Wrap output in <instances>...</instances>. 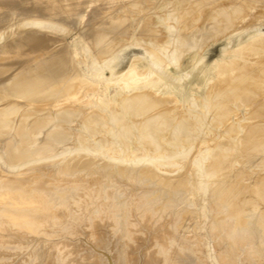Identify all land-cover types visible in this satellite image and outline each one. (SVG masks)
I'll use <instances>...</instances> for the list:
<instances>
[{
	"label": "bare ground",
	"instance_id": "6f19581e",
	"mask_svg": "<svg viewBox=\"0 0 264 264\" xmlns=\"http://www.w3.org/2000/svg\"><path fill=\"white\" fill-rule=\"evenodd\" d=\"M91 1H93V0H0V39H1V41H0L1 42L0 43V102L3 101V102L0 103V107H1L0 108V247L5 246L3 237H6V236H10V237L15 238V239H13L14 242H15L13 245L16 244V246L18 248L23 247V246L26 247V245L31 242L30 240H32L34 237L36 239V237L39 234L37 232L43 231V233L40 234V236H42L45 233L44 234L45 236H42V237H44V239H40V238L37 239V241H36L37 245H36V247L34 246L35 249L33 250V252H30L31 254L30 253H25V255L29 254L28 258H30V259L25 257V255L23 254V257L26 258V259H23L24 261L21 259L22 261L21 262L19 261L18 264H53L54 263L53 261H56V263H58V264H63L62 263V261L64 262L63 259L69 258V255L72 257L73 256L72 254L80 246H83V245H84L83 247L88 246V245H85V243L87 244V242H88V244H89L90 243L89 239L91 237H92L91 241H92V239L99 240V239H101L100 235L104 234V235L107 236V234H106L107 233V229L109 230L108 232L110 234V230L111 229L107 228V226L110 223L108 224V221L106 219V221H107V225H106V223L104 221V219H105L104 216L106 217L107 214L104 213V212H106V210H110L111 209L110 207H111V204H112V199L114 200V198H115V196L113 195V193L111 191L112 189H109L111 191V194H112V195L110 194L111 197H112L110 199L111 203H109V201H108V205L110 204V207L107 206V204L104 205V203H101L102 205L100 206L98 211H96V212H98L97 217L96 218L93 217L94 219L89 220L90 222L88 221L89 225L86 228L87 233L85 234V232L82 231L84 233V236H83V234H81V235L84 238L89 237L88 240L84 239L83 237H81L80 240H78L80 236L78 235L79 237L77 239L76 238L77 234H75V238L77 240H74V241H73L74 238L72 239L71 237H70V239H68L69 237L62 238V237L66 236V234H64V231L61 230V228L63 229L64 225H63V227L60 226L61 228L60 227L58 228L57 224H56L57 222L55 223V226L53 225L54 223L51 224V222H54V221H51V220L58 219V218H59L58 220H61V216L65 217L66 214L70 215L69 213H71V212L73 213L75 209L77 210V207H79L82 203L87 202L90 199L92 192L94 194V191L96 190V189H93V187H91V186L90 187L93 190H91V188H89V185H92L91 183H97V185L99 184V189L101 187H105V186H109L110 187L111 185H115V184L117 185V183L119 185L120 184H126L128 181H129L128 183H129L130 186H135V185L139 186L140 185L142 187V190H145V192L143 191L145 194H144V197H142L141 204H142V207L144 206L143 209H144V211H146V214H148V216H150L151 214L153 215V214H156L158 212L160 213V211H162L163 208L167 207V206H169L171 208H173V207L176 208L177 204L180 201L179 196L186 190V186H188V184L190 182H192L195 185L197 184L194 187L195 188L194 191L195 190H196V192L199 191L197 195H200V196H199V198H197L198 196L196 194H192L191 196H193L195 198L194 195H196V199H198V200L196 201V199H195V202H194V201L190 200V197L189 198L187 197L185 199L184 205L179 207V208H176L175 216H176L177 219L175 220L173 218L174 220L171 219L172 220V221L170 220L171 222L167 220L170 225L168 227H166V225L164 226V230L162 229L164 231L163 233L158 234V231H157L158 235L154 237L156 242L154 240H152L153 242H155V245L157 243V245L160 244V245H163V247H164L165 243L169 244L168 243V242H170L169 238L173 235V233H175V235H177L176 241L178 243V246L180 244L183 246L184 243L189 245V246H191L192 247L191 248L192 249V251H191L192 253L190 252V256H189L190 260L192 259V260L195 261V259H199V260H196V262L200 261L201 262L200 264H211L213 262V261L211 262V259L213 257L214 258H218V264H220V263L221 264H263V260H264V65H263L264 64V53L263 52L264 51H261V52L257 51V49H259V47H260L259 46L260 44H258V43L257 44H255V43L253 44L252 43V45H250L251 44L250 43L249 47L245 46V45H242V46L240 45V47L238 49H237V47H235L236 53L235 52H233V53L231 52L232 56H233V59L231 58L232 60L235 61L237 59V61H238V58H235V55H233L235 53L236 57L243 58L241 60L239 59L240 60L239 63L244 62V61L245 62L248 61V64H247V62H246L245 65L243 63L241 68L240 67L238 68V72H236L237 70L234 71V73H236L235 75H233L232 72H231L232 74L229 72L233 68V66L235 64L230 58H228V57H231V56H228V55H227L228 57L224 56L225 59H223V60H226V58H228V61L229 60H231V61L228 64L227 63L228 61L226 60L227 62L226 61H225L226 63L224 62L226 65L223 63L224 65L222 64L218 70H215L214 66H213V68H211V71H210V67H208V65H207V67L209 68L208 71L211 72L209 74H212V77L215 78L214 79L215 81H213L211 83V85L213 86L212 88H211V85H210V86H208V87H210V89L208 87H207L208 89H205L206 92L208 93V91H209V93H210L212 91L211 89H214L213 91L216 93V91L218 90L217 88H221V89H219L220 90L219 93L217 91L219 97L217 96V94L215 96H213V97H215V99H214L215 101H217L216 100V96L220 100L223 99V103H220L222 100L221 101L219 100L218 102H216L214 104L215 105L217 104L218 106H219V104H222L221 106L223 108L224 113L227 110H230V111L233 110L232 113L230 111H227V115H229V116L226 118V121H224L225 120L224 116H227V115L221 114V116L223 115V119L224 120L220 119L222 117H220L218 119V117L216 115H219V114H217V113H215L216 117L214 116L219 121H221V123H223L222 121H224L225 126L222 124V127L224 126L223 127L224 129L227 130V129L231 128L232 129V131H230L231 134H232V132H234V134L236 133L235 134V138L232 135H228L229 132L228 133L225 132V134L227 133L226 135L223 134L224 136H226V138L223 137L225 139H227V137H229V136L233 137V139H232V137L230 139H228L230 141V142L227 141V142L230 143L229 145H228L227 142H224L222 140V142L226 143V146L223 143H222V145L218 144V143H217L218 145L215 144L216 141L219 142L221 140V139H219L221 135L220 136L218 135L219 136L218 139H216L217 137H215L216 141L215 140L213 141L215 143L211 142L212 144H214L212 146V144L209 142V140H210L209 138L212 137V136L208 137V132L207 131L209 129L207 128V126H203V127H206L204 129H208V130H205L206 132L204 131L205 133H203L205 136L200 135L201 131L203 132L204 129L203 128H202L203 130L200 129L201 123H203V122H200L199 119H201L202 116L205 118L204 115L200 116V118H197V120H194V118H196V117H194L196 112H194V114H193L192 113L193 111H191V110H190L191 112L185 111L187 113L184 112V114H187V115H184V114H183V116L179 115V118L182 116V118H180L181 120L179 122L178 121V116H176V114H178L177 112L180 109H177L178 111L176 110L177 112L172 114L173 116L171 117L170 114H171V112L172 113L174 112L172 109H174L173 108V106H174L173 103L176 100V98H174L172 95H170V97H168V98H172L173 97V99H175V100L168 99L169 103L172 104L171 105L172 108H169L170 110L169 109L166 110V106L168 104L166 106H164V103H165L166 100H163L165 98L163 96H167L166 93L168 92L170 94V92L172 91L175 94H178L179 96L181 95L180 98L181 97H185V99L187 100V98H188V96H187L188 93L187 92H189V91H185L184 92L183 86L182 85H176L174 83V81H173L174 84H172L171 83L172 81H170L171 78H172V80H175L173 78H176V77H174V76H172V74H170V72H171L170 70H169L170 71L169 73L166 72V70L164 71L162 69L163 67L161 66V64H160V66L162 68H159V72H158L157 76L154 77V78L151 77V74H152L153 70H152V67L149 64L151 63V65L154 64V66H155V64H158L160 62L158 60V62L156 63L154 61L155 59L152 60L151 55H149V53H148L149 46L147 48L148 49L147 53H148V55H149V57L151 59L146 57L147 59H149V61L151 60L149 62V64L148 65L144 64V66L142 64V69L140 71H132L129 75L128 74L126 75V73H129L128 72L129 70H128L125 73V75L128 76V77L124 78L123 79L124 81L120 85H118L119 81L115 82L120 87V89L123 91V93L125 92V95H124L125 99L122 98L123 96H121V99H120V97H119L120 95H119L118 99H115L116 100L115 101L116 105H115V107L114 106L113 107L114 108L120 107V106L122 107L121 112L119 110L120 108L119 109L117 108L119 111L116 110V111H118L120 116H124V112H126L127 114L131 115V116L130 115L127 116V114H125L127 117H133V116L135 118L136 117H143L144 119H141V122L143 120V122L141 124L144 125V130L145 131H143V129H142L141 133L146 132L145 135H143L144 137L145 136L148 137L147 135H149L150 137L154 138L155 140L154 139L153 140L155 141V144L158 145L160 147V149L164 148V149H166V151L169 150V149L172 150L173 147H175L176 145H179V144L176 143V141H173V139H172L173 136L171 137V135H170V134H172V133H170L171 131L167 130L168 127L166 128V125L168 123L171 124L170 129L172 128L171 129L172 131L173 130H174V132L177 131L176 132V138L174 140L177 139V134L179 132V133H181L180 136L182 137L183 140L188 141V142L189 141L193 142L194 140L196 141V139H197L196 138L197 137L196 134H198L199 131H200V133L198 135L201 136L200 137L201 139L198 136V138H199L198 140L199 141L197 140V142L203 141V143H204L205 140L207 141V139H209L208 143L211 144L209 146H211L213 148L209 147L208 145L207 146L209 148H211L212 152L214 153L212 155V157L210 158V156H208L209 154H212V152H211V153H209L207 155L210 158L209 160L207 159V162H205L206 160L203 162V161H200L199 159L196 160L195 158H193V159L190 158L192 160V161L190 160L192 165H190L189 164L190 162H188V164L190 166L194 167V169H192V170L197 175H193L194 173L192 171H190L191 168L188 169L189 166H187L186 172L184 171L182 173L176 174V173H174V171L176 169H174L173 167L170 166V167H166L165 168V164H167V166H169L171 164L173 165V163H174L173 160H167V158L165 160H161V159H159L157 157L154 158L153 160H151L150 158H147L148 160L152 161V166L149 167V169H147V170L145 169L144 172L142 171V168H140L142 166H140V167L138 166L137 169L134 170V169H130L131 166L129 164L128 165L130 167H128V165H126L127 168H129V169H124V170H119V171H116V170L115 171H111V169H110V172H108L109 168L108 169L106 168L107 171H105V167H104V171H103V168L101 169L99 167L98 162H97L98 166L93 165L94 164V162H93L92 165L95 166L94 170H95L96 167H98V168H97V171L96 170L92 171V169L89 167V165H91L92 162L91 161H90L91 163L87 162L88 156H86L87 158L84 157V159H82V160L83 161L85 160V162L88 165L85 163L86 166L85 165L84 166L90 168L91 172L89 171V169L87 170L86 168H84V169H86L85 171L86 172L89 171L90 173L82 172L83 166H82V164H80V161L77 160V159L81 160V156H79L80 158H77V159L74 158L73 160L76 159L77 161H79V163H77L78 165L77 164L76 165L79 166V164H80L82 168H80V166H79V170L80 169L81 170L78 171V169H75V171L77 170L78 172L76 171V174H74L72 172H75V171H74V169H71L72 168L71 165H70L71 168L69 166H67V167L65 166L64 167V166L59 165L61 163L60 160L62 159V157H60L58 155H55V154H53V155L50 154V156L44 155V153H46L48 151L55 150L59 143L64 142L68 138V133L66 131L67 130L66 127L68 128V126L70 124H73V123L76 124L77 122H79L80 117L82 115H80L78 113L79 111H77V112L73 111V110L76 109V106H73V107H75V109H73V110H70V108L66 109V107H72V106H66L65 109H62L61 111L60 110L59 111L58 110L45 111V110H43V108H41L42 105H43L42 103H45V102H48V101H51V100H54V99H56L55 100L56 102L58 100V101H61L62 103H64V102L65 103H68V102L80 103V101H81L80 99L83 98L85 100V99H87V97H90L88 95L94 94V95H96L98 97H94L92 95V99L90 100L89 103H90V105L91 104L92 105L97 104V106L94 105V106L98 107L97 110L100 109L99 108L100 105L102 107L101 108L102 110H104V109L107 110V108H109V106L114 105V103L112 102V100H110V98L106 99L107 97L105 98L101 94L98 95V89H99L100 92H101L100 89H102V87L98 88V86H99L98 84L101 83V80L104 81V78H105L104 77L105 75L103 76L104 78L102 77V79H99V76H102L103 70L105 69V67L108 68V70L111 72V74L110 75L108 74V76H111L112 73H113L114 67L117 65L118 61L122 58V54H123L122 48L118 47L121 43L119 45L116 43L118 38L115 37L116 38L115 39L113 36H111L112 38H114V40L110 41L109 40L110 36H108V35H110L112 33H116V32H117L118 35L121 34V33L123 34L124 32H120V31L123 29V26H125V25H127L129 27V29H130L129 23H127V22H129V20H127V19H130V18H128V13L127 14L125 13L126 14L125 18L120 20L121 17L119 19L118 18L119 16L118 17L116 16L117 13L114 12L115 16H114V13H113V16L110 15V16H112L111 18H113L114 20L112 19V21H107L106 22V20L109 19V14H107V16L101 14V12H103V14L106 13V12L103 11L104 7L102 8V6H101L103 4H101V3L99 4L98 3V1L100 2V0H98V1L94 0L93 2H91ZM106 1L107 0H105L104 2H106ZM120 1L121 0H118L115 3L120 2ZM125 1H128V0H125ZM150 1H152V0H147L148 3ZM176 1H179V0H176ZM184 1H182V3H184ZM94 2H97L98 4L94 3ZM104 2H102V3H104ZM130 2H131V0H130ZM132 2L135 5L134 7H138L143 12L146 11L145 9H144L145 10L144 11L143 7H142L143 6L142 4L146 3L145 0L144 1L143 0H132ZM196 2H197V0H196ZM199 2H197V3H199ZM201 2H202V0H201ZM242 2L244 3V5L248 6V9H250V8L257 9V7H259V5H263V1L262 0H243ZM109 3H110V1H109ZM161 3H162V1H161ZM171 3H173V1ZM197 3H195V4H197ZM96 4L98 6L100 5L99 7L102 8V9L101 8L99 9V7H98L99 12L97 10ZM117 4H119V3H117ZM155 4H158V3H155ZM178 4H179V2H178ZM189 4H191V3L188 2V6H189ZM111 5H112V3H111ZM113 5L115 7V4H113ZM123 5H125V4H123ZM123 5L122 6L119 5V6L123 7ZM127 5L130 6V4H126L124 7H126ZM175 5L178 6L177 4H175ZM241 5H239L238 8L237 7H235V8L232 7L233 11H231L230 8L229 9L227 8L228 10H226V11H229L230 13L227 12V13H229V15H227L226 19L230 20V22H231V18L232 17L234 18V21H235V19L240 17L243 14L242 12H244V9L242 8ZM244 5H243V7H244ZM119 6L116 5V7L120 8ZM129 6H127V7L129 8ZM134 7L132 6V8H134ZM84 8L86 9L85 12H84ZM138 8H137V10H138ZM148 8L149 7H147V9ZM182 8H183V5H182ZM198 8H200V7H198ZM202 8H204V7L200 8L201 10H203L201 12H203L204 14L202 15L201 12H200L199 15L200 14L201 15L198 16V18H200L201 16L204 17V18H201L202 19V23H204L206 21L205 20L206 18H211L212 19V17H214L215 14H216L215 19H217V17H218L217 15L220 14V17L222 15L221 12L217 13L215 10L211 11V9L209 10V12H213V13L216 12L214 15L211 16L208 11H207L208 14L207 13L205 14V12H206V10L208 8L205 11ZM245 8H246V6H245ZM263 8H264V5H263ZM105 9H107V8H105ZM123 9L124 8H122V10ZM187 9L188 8H186L185 10L187 11ZM100 10H102V11L100 12ZM107 10H109V9H107ZM107 10H105V11H107ZM119 10H121V9H119ZM178 10H180V9L178 8ZM191 10H194L193 7H192V9H190V11ZM127 11L125 10L124 12H127ZM152 11H154V9ZM180 11H182V10H180ZM186 11H184V13ZM218 11H219V9H218ZM223 11L226 12L224 9H223ZM108 12L111 13L113 11L109 10V11H107V13ZM118 12L121 13L120 11H118ZM143 12H141V13H143ZM224 12H222L223 15H225ZM250 12H252V11H250ZM253 12H254V9H253ZM137 13H138V11H137ZM189 13L191 14V12H189ZM189 13H187V14H189ZM138 14H140V13H138ZM145 14H146V16H149V15H147V13H145ZM187 14H185V15H187ZM249 14L250 13H247V16ZM181 15H184V14L182 13ZM208 15H209V17H208ZM250 15L248 17L249 19H246V21L247 20L251 21L252 19L255 18L253 16L255 14L252 15L253 18H251ZM121 16H123V15H121ZM177 16H179V14ZM192 16H194V15H192ZM196 16H194V17H196ZM234 16H237V17L235 18ZM245 16H246V13H245ZM132 17H133V15H132ZM137 17H139V16H137ZM243 17H244V15H243ZM142 18L144 20V17H142ZM142 18H141V21H142ZM233 18H232V21H233ZM138 19H140V18H138ZM178 19H180V18H178ZM226 19L224 18V20L222 21V19L219 18L218 20H216V22L218 23V21L221 20L222 23L219 22L218 24L221 23V25L225 27V26H228V24L230 23V22L229 23L225 22L226 23L225 24L224 21ZM242 19H244V18H242ZM242 19L240 21L243 22ZM203 20H205V21H203ZM209 20L206 22V24H204L205 27L203 29H202L203 26H201V28L199 26L200 32L202 31V33H204V31L206 30L205 28H208L207 26H208V24H210L209 22H211V20L210 21ZM133 21L135 22V20H133ZM137 21L138 22H136V23L140 24L139 20H137ZM152 21L153 20H151V22ZM185 21H187V20H185ZM185 21H184V23H186ZM234 21H233V23H234ZM246 21L243 23V25L246 23ZM257 21H259V20H257ZM263 21H264V19L262 20V22ZM109 22H111V23H109ZM143 22H145V21H143ZM179 22H180V20H179ZM182 22H181V25L184 24ZM136 23H133L134 26L136 25ZM145 23H147V20H146ZM212 23L214 24L213 21H212ZM154 24L155 23H153V25H151V27L154 26ZM188 24H189V22H188ZM223 24H225V25H223ZM250 24H252V22ZM130 25H131V23H130ZM145 25H144V28H145ZM190 25L191 24L187 25V23H186V27L187 26L189 27ZM193 25H194V23H193ZM229 25H231V23ZM235 25L236 24H234L233 26H235ZM243 25H241L239 28L243 27ZM156 26H158V25H156ZM184 26L185 25H183V27ZM211 26L215 27V25H212V24H211ZM222 26L216 25L215 28L213 27L214 32H216L217 30H215V29L216 28L219 29V27H220V29H222V28L224 29V27H222ZM245 26H246V24H245ZM138 27H136V28L139 29ZM186 27L184 29H186ZM235 27H234V29H235ZM132 28H131V30H132ZM169 28H171V27H169ZM181 28H182V26H181ZM129 29H127V30H129ZM135 29H133V30H135ZM141 29H142V26H141L140 30ZM208 29L211 30L212 27L208 28ZM208 29H207V33L211 32ZM220 29L218 31H220ZM241 29H243V28H241ZM159 30H160V28H159ZM159 30L157 29V32ZM172 30L174 31V29H172ZM186 30H183V31L187 33L188 30L187 31ZM235 30H239V29H235ZM135 31H133V32H135ZM141 31H143V30H141ZM141 31L139 33L137 32L136 35L140 34V33L142 35ZM162 31H164V30H162ZM191 31H193V30H191ZM196 32H198V31H196ZM227 32H228V30H227ZM232 32H234V31H232ZM161 33L162 32L160 31L159 34H161ZM172 33L175 34L174 32H172ZM172 33H170L171 36H172ZM182 33L183 32L181 31V34ZM202 33H201V35H203ZM211 33L213 34V31ZM211 33H209V34H211ZM217 33H219V32H217ZM62 34L64 36L66 34H74L75 37H74L73 41L65 42V38L62 39L64 37ZM126 34H128V32H126ZM129 34H130V32H129ZM188 34H191V33H188ZM195 34H198V38H197L198 40L197 39H195V40L200 42V44H199L201 46L200 49H202V50H203V48L205 49L207 44L210 46V43H207V40L206 41H200V40H203L201 38H204L205 36L204 37L201 36V38H200L199 37L200 36L199 33H195ZM221 34H223V33H221ZM59 35H60V37H59ZM154 35L157 36L158 34H154ZM164 35H165V33H164ZM211 35L209 36L207 34V36L205 37L206 39H210L209 40L210 42L212 40L211 39L212 37L214 38V40H215V38L220 37V36L216 37L214 34L211 37ZM119 36L121 38V35H119ZM123 36H122V38H123ZM137 36H136V38H137ZM158 36H159V38H158ZM158 36L156 37V40H157V38L159 40H161L162 38H160V35H158ZM194 36L192 37L193 40H194V38L197 37V36L196 37H194ZM108 37H109V39H108ZM126 37H127V35H126ZM138 37H140V36H138ZM183 37H181V38H183ZM185 37H187V39H189V40L191 38V36H185ZM185 37L183 38V40L185 39ZM207 37H209V38H207ZM241 37H243V36H241ZM143 38H144V36H143ZM153 38H155V37L153 36ZM163 38H165V37H163ZM123 39H124L125 43L128 42V40L126 42L125 38H123ZM130 39H131V37H130ZM130 39H129V42H130ZM187 39H185V41ZM133 40H134V37H133ZM121 41H123V40H121ZM137 41L139 42L138 39L136 40V42ZM152 41H153V39H152ZM181 41H180L181 44L179 43L178 47L181 46L182 43L184 42V41H182V42ZM196 41H193L194 45H195ZM136 42H133V43H136ZM145 42H147V41H145ZM201 42H202V45H201ZM204 42H206V43H204ZM236 42H238V41H236ZM131 43H132V40H131ZM131 43H129V46L126 44V46H128L127 47V52L130 51V50L128 51L129 47H134V44H132V46H131ZM143 43H144V41H143ZM188 43L184 44L183 45L184 47H180V48H185L186 45H192L191 44L192 42L190 44H188ZM213 43L214 42H212V44ZM114 44H116V47H118V49H121L120 51H122V53L120 51L116 50L121 55L108 56V53L113 54L109 50L111 49V51H112V47H113ZM146 44H148V43H146ZM160 44H162V43H160ZM205 44H206V46H205ZM123 45H125V44H123ZM164 45H166V44H164ZM238 45H239V42H238ZM261 45H262V42H261ZM54 46H56L57 48H55ZM157 46H159V45H157ZM157 46H155V49H156ZM195 46L197 47L198 45L196 44ZM227 46H229V45H227ZM250 46L253 47V48H250ZM150 47H152V45H150ZM191 47H193V46H191ZM196 47H195V49H196ZM153 48H154V46H153ZM211 48H213V47H211ZM248 48H250V49H248ZM147 49L145 48V50H147ZM159 49H161V46H160ZM159 49H158V51H159ZM186 49H187V47H186ZM188 49H190V48H188ZM114 50H113V52H115ZM124 50H126V49H124ZM180 50L183 51L182 49H180ZM180 50H178V51L176 50L177 54L180 53L179 52ZM151 51H149V52H151ZM189 51H186V52H189ZM78 52H84V53H87L88 55L86 54V57L83 55L84 56L83 57V56L80 55L81 53H79V55H78ZM127 52L124 51V53H127ZM153 52H151V54H152V56L153 55L155 56V53L153 54ZM160 52H162V51L160 50ZM206 52H209V51L206 50ZM175 53L176 52H174L175 58L176 57L178 58L179 54L177 56V54H175ZM183 53H185V51H183L181 54H183ZM129 54H130V52H129ZM144 54L146 56V53H144ZM181 54H180V56L183 57V58H186L185 56L188 57V56L191 55V54H189V55L183 54V55H185V56H183ZM198 54H200V53L199 52L196 53L197 56H198ZM237 54H238V56H237ZM139 55H140V53L138 54V56ZM142 56H144V55H142ZM193 56H192L193 62L196 63L195 61H197V60H195V57L193 58ZM202 56H205V55H202ZM202 56H199V58L198 57L197 58L199 60H202V59H200ZM107 57H109V58H107ZM155 57H158V56L156 55ZM159 57H160V55H159ZM224 57H222V58H224ZM31 58H33L32 60H34V59H36V60H34L32 62V60L31 61L29 60ZM27 59H28L29 62H32V64L23 67L22 63H24L26 61L24 63V64H26L28 62ZM163 59L164 58H162V60ZM104 60L106 62L101 64L100 62H102ZM146 60H144L145 63H147ZM170 60H171V57H170ZM121 61H123V60L121 59ZM133 61H137V60L135 59ZM187 61H189V60H187ZM237 61H235V62H237ZM29 62H28V64H30ZM139 62H140V59H139ZM180 62H184L182 60V58H181ZM190 63H192V61L189 62V64ZM216 63H218V62H216ZM239 63H238V65H239ZM85 64H88L90 66V69H89L90 71L94 70L92 72L95 75H92V73L89 72V70L86 71V68L83 66ZM121 64H123V62ZM166 64L168 65V63H166ZM181 64H183V63H181ZM232 64H233V66H232ZM190 65H188V66H190ZM197 65H198V62H197ZM200 65H202V64H200ZM200 65H199V69H200ZM212 65L210 64L211 67H212ZM236 66L237 65H235L234 67H236ZM133 67H134V64H133ZM191 67L192 66H190L189 69L192 70ZM102 68H104V69H102ZM201 68L203 69V67H201ZM166 69H168V68H166ZM205 70H207V68ZM104 71H106V70H104ZM187 71L189 72V70H187ZM252 71L254 73H251ZM100 72H102V74ZM195 72H197V71H195ZM89 73H91V74H89ZM228 73H229V75H227ZM198 74L196 75L197 77H198ZM205 74H207V73H205ZM231 75H233V77H231ZM89 76H90L91 79H93L92 77H94V78L98 77V80H96V82H95V80L92 81L91 79H89ZM176 76H177V74H176ZM206 77H204L205 78V83H206ZM248 78H250V79L252 78V80H250ZM113 79H115V78H113ZM176 79H177V81L180 80L178 78H176ZM200 79L203 80L201 77H200ZM99 80H100V82H99ZM198 80L199 79H197V81ZM112 83H114V82H112ZM203 83H201V84H203ZM108 84H109V82H108ZM102 85H103V87L104 86L107 87L106 84H102ZM110 85H112V84H110ZM109 87L110 86H108V88ZM103 89L105 90V88H103ZM84 92H87V93H84ZM90 92H93V93L89 94ZM106 92L109 93V89ZM161 92H163V94H164V92H166V93L163 95ZM214 92H211V94L213 93V95H214L215 94ZM160 93H161V95L163 97L162 99H161V95L159 96ZM174 93H172V94L174 95ZM80 94H84L87 97L83 96V95H81V96H83V97H81ZM117 94H116V96H117ZM108 96H110V95H108ZM113 96H115V95H113ZM116 96H115V98H116ZM208 96H210V94L207 95V97ZM84 97H86V98H84ZM93 97L95 98V100L93 99ZM194 97H196V96H194ZM207 97H206L205 93H200L198 95V98L196 97L197 99L192 100V102H196L198 100L197 101V104H198V102L200 103L201 101H204V105H205V100L207 99ZM210 97H212V95ZM16 98H18V99H16ZM20 98L23 99V100H19ZM11 99H14V100H11ZM59 99H61V100H59ZM119 99L121 101L123 99L124 101H122V103L120 101V105L118 104L119 106H117V103H119ZM160 99L162 101H164V103H162V101H160ZM185 99H184V102H186ZM15 100L22 101L23 103L24 102L28 103V106L26 105L27 109H25L26 107H24L25 105H23V108L26 110V112L23 110V108H22V111H24V112L22 113V111H20V109H21L20 106H21V104H23L22 102H21V104H20V102H18V104L15 103L16 105H19V108H20L19 110H16V109H14V110L13 109L12 110L11 109L10 110L9 109H3L2 110V106L7 101L9 103H12V101L15 102ZM109 100L111 101V103L109 102ZM85 101H87V100H85ZM172 101H173V103H172ZM176 101H175V103H176ZM182 101H179V103L181 102L180 106H177L176 108H184V107H182ZM35 102H38L37 105H36ZM82 102L83 101H81V103ZM9 103H7V104H9ZM83 103L85 104L87 102H83ZM89 103H87V105ZM160 103H162V104H160ZM206 103H207V101H206ZM208 103H209V100H208ZM210 103H212V101H210ZM7 104H6V106H7ZM15 104L13 103L14 106H15ZM110 104H112V105H110ZM186 104L187 103H185V105ZM32 105H36V106H32ZM175 105H177V104H175ZM210 105L211 104H209V106ZM212 105H213V103H212ZM217 105L216 106H212V109L214 107H216V111L213 110V112H218L217 110L221 107L220 106L217 109V107H218ZM227 105L230 107L229 109H228ZM94 106H91V107H94ZM158 106L159 107L162 106L165 109L161 108V110H159L160 108ZM224 106H226V108H224ZM231 106H232V109H231ZM8 107H13V106L9 105ZM51 107H50V109H51ZM61 107H62V105H61ZM157 107H158V110H159L158 114H156L157 113L156 109H154V108H157ZM168 107H170V106H168ZM15 108H17V107H15ZM88 108H90V107L88 106ZM191 108H193V107H191ZM208 108H209L208 112H212V110H210L211 106L208 107ZM222 108L219 109V110L222 111ZM37 109L39 111L43 110L45 112L42 111L40 113L41 115L39 114L40 115L39 116L37 114ZM101 109L98 110V111H100V113L96 112L95 114L101 115V113H102ZM224 109L225 110L227 109V110L225 111ZM15 110L19 111V112H16ZM95 110L96 109L94 108V111ZM108 110H110V109H108ZM186 110H187V108H186ZM204 110H206V109H204ZM110 111H112V110H110ZM153 111H155V112H153ZM103 112L105 113V110ZM151 112H153V114H150ZM179 112L182 113L183 111L182 112L179 111ZM190 113H192V114H190ZM221 113H223V112H221ZM42 114H44V115H42ZM86 114H87V112H86ZM103 114L100 117H103ZM108 114L109 113H107V117H108ZM112 114H114V113H112ZM202 114H204V113H202ZM34 115H36V117ZM92 115L89 116L90 118L87 117V120L81 119L84 122V123L82 122L83 126H84L83 127L84 129H85V125L84 124L87 123L88 126H91V123L94 122L95 119H99L100 120V122L97 121V123L99 125L102 122L106 121L107 119L111 120L113 118V117L112 118H110V117L107 118L106 115H104L107 119L105 118V120L101 121V118L99 117V115L98 116H95V115L92 116ZM197 115H200V114H197ZM211 115H214V113L210 114V116ZM239 115L241 117H244L245 120L247 121L245 123L241 122V125H244L243 126L244 128L241 125L238 126V124H240V121H245V120H241V119H244V118L239 117ZM173 117L175 119L177 118V121L174 120ZM187 117H188V119H187ZM192 117H194V118L190 119ZM206 117L207 118L205 120H208V118L209 119L214 118V117L210 118L209 116H206ZM169 118L173 119L174 121L173 120L171 121ZM119 119H120V117H119ZM126 120L127 119H125V121ZM212 120H213L212 122H211V120H210V122L208 120L209 124H207V121H204V122L207 125H209V127H210V123H215L217 121L215 119H212ZM214 120H215V122H214ZM85 121H86V123H85ZM120 121H122V120H120ZM135 121L137 123V120H135ZM175 121L178 122V123L175 124L174 123ZM217 122H216V125H218ZM105 123L107 124V122H105ZM205 123H203V125H206ZM164 124H166V125H164ZM93 125H94V123L92 124V126ZM117 125H119V124H117ZM136 125H138V124H136ZM136 125H134V126H136ZM161 125H163L165 127V130H167V132L163 131L164 129L160 130L159 127ZM172 125H174V128H173ZM213 125L211 124L210 128H212ZM92 126H91V128H92ZM111 126H113V125H111ZM128 126H129V124H128ZM237 126H238V128L240 126L243 128L242 131H241V128H240V133L241 134H239V135H238L239 130L237 129ZM123 127H120L121 128V130H120L121 133H124L123 136L127 135L126 133L131 134V131L129 132V130H128L129 127L125 128L127 130H125ZM214 127H215V125H214ZM214 127L212 129H214ZM222 127H221V129H223ZM234 127H236L235 130H237L238 132L237 131L235 132V130H233ZM91 128H90V130L92 131V129H94V126H93L92 129ZM98 129H99V127H98ZM133 129L130 127V130H133ZM71 130H74V129H71ZM110 130H109V132L115 133V132H113V131H115L113 128H111ZM214 130H212V131H214ZM210 131H211V129H210ZM210 131H209V133H210ZM73 132H75V131H73ZM93 133H95V132H93ZM134 133L132 134L133 136H135ZM213 133L214 132H212V134L210 133V135H215ZM219 134H221V133H219ZM173 135H174V133H173ZM69 136H71V135H69ZM118 136H120V135H118ZM133 136L131 137L132 139H133ZM216 136H217V134H216ZM146 137H145V139L147 140V142H145L146 140H143V142L149 143L150 141L148 142V139ZM70 138H69V140H71ZM134 139H136V137ZM127 140H128V138H127ZM183 140L181 142L184 143L185 141H183ZM212 140H213V137L211 138L210 141H212ZM34 141H35V143H34ZM105 141H107V140H105ZM195 141H194V143H190V144H196L197 142H195ZM178 142H179V139H178ZM181 142H180V145H181ZM188 142H186L184 145H182V147L183 146L185 147L186 144H188L187 147H189L190 145H189ZM74 143H75V141H74ZM150 143L153 144L154 142H150ZM220 143H221V141H220ZM127 144H128V142H127ZM200 144H201V142H200ZM136 145H138V144H136ZM61 146H63V145H61ZM64 146H65V144H64ZM85 146H86V144H85ZM140 146L143 147L142 145H140ZM140 146H137L136 148L139 149ZM152 146L154 147V145H152ZM152 146H151V148H152ZM204 146H201V147L203 148ZM112 148H113V145H112ZM156 148L158 149V147H156ZM177 148H178V146H177ZM202 148H201V150H202ZM129 149H131V148H129ZM160 149H158V150H160ZM164 149H162V150H164ZM211 149H210V151H211ZM76 150H79V149H76ZM132 150H133V148H132ZM74 151H75V149H74ZM79 151L81 152V150H79ZM153 151H154V149H153ZM174 151L175 150L173 148V152ZM82 152H83V148H82ZM148 152H150V151L148 150ZM173 152L169 153V155L170 154L172 155L174 153L175 154L178 153L177 151H175L174 153ZM208 152H209V150H208ZM56 153H58V152H56ZM84 153H86V152H84ZM90 154H92V153H90ZM67 155H64L63 157L65 158ZM204 155H206V153L205 154L203 152L200 153V157L204 156ZM57 156H58V158L55 159L54 157H57ZM58 159H60V160H58ZM141 159L134 160L135 162H133L131 164H134V165L136 163L140 164ZM147 159H145V160H147ZM89 160H92V159L89 158ZM51 161H53V162H51ZM77 161H74V163L77 162ZM83 161H81V162L84 164ZM142 161H144V159H142ZM62 162H63V160H62ZM71 162H72V160H71ZM28 163H30V164H28ZM120 163H123V161L120 162ZM238 164L242 165V166H239ZM76 165H75V167H77ZM114 165H116V163ZM117 165H119L118 161H117ZM134 165H132V168H133ZM250 165L252 167H248V168L244 167V166H250ZM253 165L254 166L256 165L257 167H253ZM184 166H185V164H184ZM259 166H261V169H257ZM109 167H110V165H109ZM147 167H148V163H147ZM182 167H183V165H182ZM111 168H113V170H114V167H111ZM254 168H256V169H254ZM137 170H140L143 173H140ZM204 171H205V173H204ZM190 172H192L193 174L192 173L189 174ZM200 173L203 174L204 179H206L205 178L206 175L204 176V174H206V173H207V176H210V177L209 178L207 177L208 179H206V181L205 180L203 181V179L199 180L200 179L199 177H194V176H200L201 177L202 174L199 175ZM208 174H210V175H208ZM195 178H199V179L197 181H195L196 180ZM192 179H195V180L192 181ZM61 180H67L66 184L62 185L61 183L65 182V181H62L60 183ZM130 182H132L133 184L132 183L130 184ZM81 183H83V184H81ZM200 183L201 184L203 183V185H200ZM93 185H95V184H93ZM127 185L128 184H126V186ZM190 188H191V186H190ZM125 189L126 188H123V190H125ZM129 189L130 188L127 187L126 192ZM197 189H198V191H197ZM138 191H139V189H138ZM191 191L192 190H190L188 192H191ZM100 192L98 190L97 196H98V194ZM120 192H121V189H120ZM130 193H133V195H134V193L136 194L137 191L136 192H130ZM138 194H139V192L135 195V198L137 196V199H138V196H141L140 195L141 193L139 195ZM185 194L183 196H185ZM108 195H109V192H108ZM94 196L95 195H93V197ZM127 197L128 196H126V198ZM129 197L132 198V199H130V198H128V199L133 201L134 197L130 196V194H129ZM97 198H96V200H97ZM109 198H110V196H109ZM135 198H134L135 203H137V201H140V199H141V197H140V199L136 201ZM123 199H122V201H123ZM128 199H127V201H124V203L123 202L120 203V206H119L120 209H115L116 203H114V207H113V209H115V211L119 210V212L116 213V214H119V216L116 219L117 223L115 221H113V219H112V221H113V223L115 222L116 225H118V226H115V227L116 228L117 227L121 228L122 231H124V230L126 231V230H129V229H132V228H129V229L127 228L129 225H131L130 224L131 222L128 223L127 219L130 220L131 217H133V214L136 211V208L134 210V207L132 206L131 201H128ZM93 203L94 204H98V203H95V199H93ZM133 204H134V201H133ZM181 204H183V203H181ZM105 206H107V207L105 208ZM81 207H82V205H81ZM90 207H91V205H90ZM208 209H209L210 213L212 211L211 220L209 218V220L211 221V223H210L211 226L206 225V223H205V222L208 221V217H210V215H209L206 218V212H207ZM79 210H81V208H79ZM82 210L85 211L87 209L83 208ZM89 210H88V212L87 211H85V212H87V214H91V213H89ZM92 210H93V208H92ZM140 210H142V208ZM137 211H139V210H137ZM144 211H142V213H144ZM166 211H167V209L165 210V213H167ZM77 212L79 214H82L81 211L80 212L77 211ZM168 212H170V210ZM173 212H174V210H173ZM107 213H108V211H107ZM112 214H114V211H113ZM146 214L144 215V219L146 218ZM171 215L174 216L172 214V212H171ZM207 215H208V213H207ZM67 216H66V218H67ZM85 216H86V214H85ZM85 216L84 215L82 216L81 221L84 220V219L88 220L87 217H85ZM135 216H136V214H135ZM135 216H134V218H135ZM162 216H163V214H162ZM51 217H52V219H51ZM138 217H141V216H138ZM109 218H108V220H110V222H111V219H109ZM115 218H114V220H115ZM156 218H158V217L156 216L155 219ZM89 219H90V217H89ZM163 219H164V217L162 218V221H165ZM168 219H170V218L168 217ZM132 220H133V218H132ZM136 220H137V217H136ZM141 220H142V218H141ZM55 221H57V220H55ZM76 221L77 222H81V221H78V220H76ZM58 222H60V221H58ZM82 222H85V221H82ZM82 222H81V224H82ZM137 222L140 223L141 221L137 220ZM165 222H163V223H165ZM168 222H167V224H168ZM65 223H66V221H65ZM67 223L66 224L70 226L68 220H67ZM86 223H87V221L84 223V226L86 225ZM126 223H128L129 225H127ZM132 223L135 224L136 227H138L137 223H134L133 221H132ZM158 223L161 224L160 225V228H161L163 223H160V222H158ZM50 224L52 225V228L54 226V229H55V227L60 229V231L65 236H61L62 239H58V236H60V235L56 236V233H55V235L52 234V230L50 228V226H51ZM75 224H76V222H75ZM207 224H209V223H207ZM59 225L60 224L58 223V226ZM72 225L74 226V223ZM135 225H134V227H135ZM81 226H83V225H80L79 227H81ZM109 226H111V225H109ZM156 226H157V224H156ZM207 226H208V228L212 227V229H214L212 236H210V235L208 236L207 233H205L207 230H205V232H204V229ZM157 227H159V225ZM70 228H72V229L69 230L70 233L76 229V227L74 228L72 226H70ZM142 228H143V226H142ZM153 228H155V227H152V229ZM208 228H206V229H208ZM78 229H80V228H78ZM81 229H82V227H81ZM81 229L79 230L80 232H81ZM112 229H113V231H112L113 233L112 234L113 235L116 234V233H114V231H115L114 230L115 229L114 226H113ZM121 229H119V231ZM119 231H118V233H119ZM122 231H120V232H122ZM133 231H136V230H133ZM144 231H145V229H144ZM160 231H161V229H160ZM53 232H54V230H53ZM69 232H67V233H69ZM104 232H106V233H104ZM47 233H50V234H47ZM65 233H66V231H65ZM141 233H142V230H141ZM149 233L151 235V231ZM127 234H129V232H127ZM127 234L125 235L126 237L129 236ZM134 234H132V235H134ZM72 235H74V233ZM119 235H121V234H119ZM142 235H141V237L144 236V235L143 236ZM155 235H156V233H155ZM106 236L104 238L103 235H102L103 239H101V242L105 239V242L103 241L105 245L103 244V246H107L106 243H108V242H106V238H107ZM115 236L116 235H114V239L117 238ZM131 237H133V236H131ZM131 237H130L131 243H132V241L134 243H136V241H138V239H139V237L137 235L134 236V239L131 238ZM210 237H211V239H210ZM212 237L214 238L213 240H214L215 243H217L215 239H218V245H219V247L221 246V248H219L220 251H218L217 254L214 253L215 250L213 252V248L211 247L213 245L210 242V240L212 241ZM150 238H151V236H150ZM7 239H9V238H7ZM56 239H58V240H56ZM117 239H119V238H117ZM148 239H149V237H148ZM13 240H12V242H13ZM121 240L122 241H120V242L123 243V240H125V238L124 239L122 238ZM128 240H129V238H128ZM134 240H136V241H134ZM150 240H149V242H151ZM32 241H35V240L33 239ZM99 241H98V243H100ZM92 242H94V241H92ZM109 242H110V238H109ZM128 242H130V240ZM128 242L125 245H128ZM231 242H232V244H231ZM95 243L97 244V241H95ZM112 243H116V242H114L112 240ZM5 244H7V243H5ZM31 244H33V243L31 242ZM90 244H92V243H90ZM149 244H152V243H149ZM13 245H12V247H13ZM92 245L95 246L94 244H92ZM99 246L100 245H98V247ZM101 246H102V244H101ZM167 246L168 245H166V249H167ZM208 246H210V248L207 249ZM90 247L91 246H88L89 250H90ZM120 247H121V245H120ZM146 247H148V245ZM9 248H11V247H9ZM111 248H112V245H111ZM139 248H138V250H140ZM157 248H159V247H157ZM2 249H4V248H2ZM49 249H51V250H49ZM99 249H101V247ZM103 249H105V248H103ZM128 249L131 250L130 248H128ZM217 249L218 248H216V250ZM20 250H21V248H20ZM48 250L50 252H48ZM92 250H93V248L91 247V251ZM97 250H98V248H97ZM112 250L113 249H111V251ZM123 250H125V247H124ZM143 250H142V252H143ZM170 250H171V253H172V249H170ZM23 251H24V249H23ZM82 251H83V249H82ZM84 251H87V249L84 250ZM91 251H88L89 254L86 255L87 257L89 256V258H91L93 256L91 254ZM137 251H134V255L133 256H135V253L137 254ZM145 251H146V248H145ZM3 252L4 251H2V253ZM9 252H10V250H9ZM14 252H18V251H14ZM40 252L43 253L42 254L43 256L44 255L46 256V254L47 255L50 254V255H48L47 258L45 257L46 259L44 258V260H39V262H36L37 261L36 258L41 257L43 259L42 256H39ZM45 252H46V254H45ZM58 252L60 253V255H58L59 254ZM88 252H83V253L87 254ZM2 253L0 252V254H2ZM5 253L6 252H4V254ZM21 253L22 252H20V255H21ZM98 253H99V251H98ZM101 253H103V252H101ZM109 253H111V252H109ZM124 253L125 254L121 255V252H120L119 254L121 256L118 255L120 257L123 256L122 258L124 260V261H122L121 258H119L120 259V261L118 259V261L120 262L119 264H121L122 262H123V264H125L126 262L130 264V262H129L130 259H129V257H127L128 255L126 254V252H124ZM155 253L157 254V252H155ZM179 253H180V250H179ZM179 253L177 252V255ZM64 254H66V256ZM95 254H97V253H95ZM144 254H142V256ZM152 254H149L148 259L146 261L143 260L144 261L143 263H142V260L140 258H138V257H141V256H138V254H137L138 257L137 256L136 257L138 259H140L142 264H156V263L159 264L158 260L156 261V263H152V262H155ZM54 255H55V257L53 258ZM61 255L62 256L64 255L65 258H64V256L62 257ZM112 255L114 256V254H112ZM191 255L194 256V259H193V257H191ZM2 256L3 255H1V257ZM16 256H17V253H15L14 257L16 258ZM49 256H51V258H48ZM98 256H99V258H97V257L96 258L99 259V260L103 259L102 257H105V256H101L99 254H98ZM100 256H101V258H100ZM113 256H111V257H112V259L115 262V256H114V258H113ZM118 256L116 254V257H118ZM158 256H161V254L158 255ZM173 256H174V253H173ZM7 257H10V256H7ZM80 257L81 258L82 257L85 258V255L82 254V256H80ZM80 257H77V258H80ZM144 257H147V256L144 255ZM144 257H143V259H145ZM163 257H164V255H163ZM17 258H19V257H17ZM59 258H60V260H59ZM61 258H62V261H61ZM77 258H75V260H77ZM83 258L81 260H83ZM89 258H86V259H89ZM166 258H168V257H166ZM12 259H13V257H12ZM92 259H93V257H92ZM92 259L91 260L89 259V261H91V263H93ZM109 259H110V257H109ZM160 259L161 258L159 257V260ZM177 259H179V258H177ZM99 260H95V261H99ZM164 260L161 259V262H163ZM14 261H16V260H14ZM116 261H117V258H116ZM174 262H176V261H174ZM2 263H3V261H2ZM4 263H5V260H4ZM98 263L99 262H94V264H98ZM187 263H188V261H187ZM10 264H11V262H10ZM69 264H73V263H69ZM78 264H83V263H79L78 262ZM101 264H104V263L102 262ZM111 264H113V262H111ZM116 264H118V263L116 262ZM131 264H133V263H131ZM135 264H137V263H135ZM139 264H140V262H139ZM198 264H199V262H198ZM212 264H214V262Z\"/></svg>",
	"mask_w": 264,
	"mask_h": 264
},
{
	"label": "rangeland",
	"instance_id": "374dc122",
	"mask_svg": "<svg viewBox=\"0 0 264 264\" xmlns=\"http://www.w3.org/2000/svg\"><path fill=\"white\" fill-rule=\"evenodd\" d=\"M94 1V0H93ZM93 1H91V2H93ZM98 1V0H97ZM104 2L105 0H100V2L98 1V3L100 4H103V5H101L102 6V8L104 7V9H103V11L104 12H106L105 14H103V12H101L102 10H100V12H101V14L102 15H106L107 16V14H109V19L108 20H106V22L107 21H112V19L113 18H111L112 16H113V13L115 12V13H117V17L120 19V17H121V19L120 20H122V19H124L125 18V16H126V14L128 13V18H130V19H127V20H129V22H127V23H129V26H130V29H129V27L127 26V25H125V26H123V29L120 31V32H124L123 34L121 33V34H119V35H121V38H120V36L117 34V32L116 33H112V34H110V35H108V36H110V39H109V37H108V39L111 41V40H114V38L116 37V38H118V40L116 41V43L119 45L120 43V45L122 46L123 44H125V45H123L122 47L119 45H117L118 47H120V48H122V51H123V54H122V60L123 61H121V59L118 61V63H117V67L115 66L114 67V69H113V73H112V75L111 76H108V74L110 75L111 74V72L108 70V68H106L105 67V69L104 68H102V69H104V70H106V71H104L103 70V74H102V72H100L101 74H102V76H99V79H102V77L104 78V81H102L101 80V83L100 84H98L99 86H98V88H100V87H102V89H100L101 90V92L99 91V89H98V95L99 94H101L102 96H104L106 99H109L110 98V100H112V102L114 103V105H112V104H110V105H112V106H109V108H107V110L106 109H104L105 110V113L103 112L104 110H102L101 108V105L99 106V108L101 109V111H102V113H101V115H99V114H95L96 112H98V113H100V111H98V110H100V109H98L97 110V108L98 107H96L97 106V104H94V105H96V106H94V105H90V100L92 99V95L94 96V97H98V96H96V95H94V94H92V95H88V96H90V97H87L86 95H84V94H80V96L81 95H83V96H86L87 97V99H85V100H87V101H85L83 98V100L82 99H80L81 101H83V102H87V103H89L88 105H87V103H81V101H80V103H75V102H68V103H62L61 101H58L57 100V102L55 101L56 99H54V100H51V101H48V102H45V103H42L43 105H42V107L41 108H43V110H45V111H48V110H62V109H65V107L66 106H72V107H66V109H69L70 108V110H73V109H75V107H73V106H76V109L75 110H73V111H75V112H77V111H79L78 113L80 114V115H82L81 117H80V120H79V122H77L76 124L78 125H76L75 123H73V124H70L69 126H68V128L66 127V131H67V133H68V138L64 141V142H62V143H59L58 144V146L56 147V149L55 150H52V151H48V152H46V153H44V155H47V156H50V154L51 155H53V154H55V155H58V156H60V157H62V159L60 160V159H58V160H60L61 161V163L59 164V165H61V166H69L70 167V165H71V169H74V171H75V169H78V171H80L79 170V166H80V168H82L81 167V165L80 164H82V166H83V170H82V172H86L85 170L87 169H89V171L91 172V170H90V168L92 169V171L94 170V167L95 166H98L99 165V167L102 169L103 168V171H104V167H105V171H107V169H108V172H110V169H111V171H119V170H124V169H129V168H127V166L126 165H130L131 166V168L130 169H134V170H136L137 169V167L139 166H142V167H140V168H142V171L144 172L145 171V169L147 170V169H149V167H151L152 166V161L151 160H153L154 158H159V159H161V160H165L166 158H167V160H173L174 161V163H173V165L171 164V165H169V166H167V164H165V168L166 167H173L174 169H176L175 171H174V173H176V174H179V173H182V172H186V169H187V166H189V168L188 169H190V171H192L193 172V170L192 169H194V167L193 166H190V165H192V163H191V159H193V158H195L196 160H200V161H205V162H207V159L209 160L211 157H212V155L214 154L213 152H212V149L211 148H213V147H211V146H209V145H211L212 143L211 142H213L214 140L216 141V139H218L219 138V136H220V138L219 139H221L220 141H221V143H220V141L218 142V141H216V143L215 142H213V143H215V144H221L222 145V143L223 144H225V146H226V143H224V142H227V141H229L228 139H230L232 136H234V138H235V134H234V132H232V134H231V132L230 131H232V129L230 128V129H224L223 127L225 126V124H224V121H226V118L229 116V115H227V111H230V110H225L226 112L224 113V111H223V108H222V104H219V106L217 107V109L219 108V109H221L222 108V111L221 110H217L218 112H213V110L214 111H216V107H214L213 109H212V106H216L214 103H216V102H218L220 99L218 98L219 96H218V93L220 92V90L219 89H221V88H217L218 90V93H217V91H216V93L213 91L214 89H211L212 91L211 92H214L215 94L213 95V93L211 94V92L209 93V91H208V93L210 94V96L212 95V97H210V96H208L207 97V95H209L207 92H206V90L205 89H210V87H208V86H210L211 85V83L213 82V81H215L214 79V77H212V74H209V73H211L210 71H211V68H213V66H214V69L215 70H218L219 68H220V66L227 60L228 61V58H232L233 59V56H232V53L233 52H235L236 53V51H235V47H237V49L240 47V45L242 46V45H245V46H248L249 47V44L250 45H252V43L254 44H260L259 46L261 47H259V49H257V51H264V21L262 22V20L264 19V8H263V5H264V0H262L263 1V5H259V7H257V9H255V8H250V9H248V6L247 5H244V3L242 2L243 0H202V2H201V0H197V2H199V3H197L196 2V0H179V1H176V0H152V1H150L149 3L147 2V0H145V4H142L143 6V10L145 11V12H143V11H141V9H139L138 7H134L135 5H134V3L132 2V0H131V2H130V0H128V1H123V0H121L120 2H117V3H119V4H117V3H115L116 1H118V0H109L110 1V3H109V1L107 0L106 2H104V3H102V2ZM112 1V2H111ZM144 1V0H143ZM161 1H162V3H161ZM173 1V3H171ZM182 1H184V3H182ZM194 3H193V2ZM108 2V3H107ZM114 2V3H113ZM176 2V3H175ZM178 2H179V4H178ZM188 2H190L191 4H189V6H188ZM94 3H97V2H94ZM97 3V4H98ZM111 3H112V5H111ZM148 3V4H147ZM155 3H158V4H155ZM195 3H197V4H195ZM205 3V4H204ZM96 4V6H97V10H98V7L100 6H98ZM113 4H115V7H116V5H120V6H122L123 4H130V6L129 5H127V6H129V8L127 9L126 7H124L125 5H123V7H120V8H118V7H114V5ZM132 4V5H131ZM168 4V5H167ZM175 4H177L178 6H176ZM200 4V5H199ZM242 4V5H241ZM145 5V6H144ZM156 5V6H155ZM182 5H183V8H182ZM185 5V6H184ZM198 5V6H197ZM203 5V6H202ZM239 5H241L242 6V8L244 9V12H242L243 14L240 16V17H238L237 19H235V21H234V18H233V21H234V23H233V21H232V18H231V22H230V20H227L226 19V17H227V15H229V11H226V10H228L229 8H230V10L231 11H233L232 10V7H237L238 8V6ZM243 5H244V7H243ZM132 6L134 7V8H132ZM152 6V7H151ZM187 6V7H186ZM191 6V7H190ZM195 6V7H194ZM207 6V7H206ZM245 6H246V8H245ZM147 7H149L148 9H147ZM157 7V8H156ZM177 7V8H176ZM182 9H181V8ZM192 7H193V9L194 10H191L190 11V9H192ZM198 7H204V8H202V9H204V11L206 10V12H205V14L207 13V11L209 12V10L211 9V11L213 10H215L217 13H219V12H221V17H220V14L219 15H217L219 18H221L222 19V21L224 20V18L228 21H224V23L226 22V23H231V25H229L228 24V26H222L221 25V20H219L218 21V23L219 22H221L220 24H218L217 22H216V20H218L219 18L217 17V19H215V17H216V12L215 13H213V12H209V14L212 16V15H214V17H212V19L211 18H206L205 20H203V21H205L204 23H202V19L201 18H204L203 16H201L200 18H198V16H200L201 14L203 15L204 13L203 12H201V11H203V10H201L200 8H198ZM219 7V8H218ZM101 7H99V9H100ZM101 8V9H102ZM105 8H107V9H109L110 11H113V12H111V13H107V11H109V10H107V9H105ZM122 8H124L123 10H122ZM126 8V9H125ZM137 8H138V10H137ZM178 8L180 9V10H182V11H180V10H178ZM186 8H188L187 9V11L185 10ZM190 8V9H189ZM221 8V9H220ZM228 8V9H227ZM112 9V10H111ZM116 9V10H115ZM118 9V10H117ZM119 9H121V10H119ZM154 9V11H152ZM157 11H156V10ZM169 9V10H168ZM218 9H219V11H218ZM223 9L226 11V12H224L223 11ZM253 9H254V12H253ZM263 9V10H262ZM105 10H107V11H105ZM127 11V12H124V11ZM131 12H130V11ZM138 11V13H140V14H138L137 13V11ZM200 10V11H199ZM222 10V11H221ZM258 10V11H257ZM86 11V9L84 8V12ZM118 11H120L121 13H119ZM159 11V12H158ZM172 11V12H171ZM184 11H186L187 13H189V12H191V14L192 15H194V16H196V17H194V16H192L190 13L189 14H187L186 12L184 13ZM249 11V12H248ZM250 11H252V12H250ZM263 11V12H262ZM98 12H99V10H98ZM141 12H143V13H141ZM154 12V13H153ZM198 12V13H197ZM201 12V14L199 15V13ZM222 12H224V14L225 15H223V13ZM227 12H229V13H227ZM256 12V13H255ZM115 13H114V16H115ZM126 13V14H125ZM131 13V14H130ZM145 13H147V15H149V16H146V14ZM184 14V15H181V14ZM195 13V14H194ZM245 13H246V16H247V13H252L251 15H250V17L251 18H253V16L256 18H254V19H252L251 21L250 20H247L246 21V19H249L248 17H249V15L246 17L245 16ZM144 14V15H143ZM179 14V16H177ZM185 14H187V15H185ZM208 14V13H207ZM253 14H255V15H253ZM110 15H112V16H110ZM121 15H123V16H121ZM132 15H133V17H132ZM193 17H191V16ZM243 15H244V17H243ZM253 15V16H252ZM137 16H139V17H137ZM155 16V17H154ZM174 16V17H173ZM187 18H186V17ZM191 18H190V17ZM206 16V15H205ZM210 16V17H211ZM260 16V17H259ZM142 17H144V20H143V18ZM148 17V18H147ZM154 17V18H153ZM182 17V18H181ZM185 17V18H184ZM208 17H209V15H208ZM235 18L237 17V16H234ZM133 18V19H132ZM138 18H140V19H138ZM141 18H142V21H141ZM152 18V19H151ZM176 18V19H175ZM178 18H180V19H178ZM184 18V19H183ZM242 18H244V19H242ZM149 19V20H148ZM183 19V20H182ZM192 21H190V20ZM211 20V22H209L210 24H208V28H211L212 27V29H213V27L214 26H211V24L212 25H215V27H216V25H220V26H222V27H224V29L222 30V29H220V27H219V29H220V31H218L219 29H215V30H217L216 32H214V29L212 30H209L208 28H205L204 30V33H202V31L200 32V29H199V26H200V28H201V26H203L202 27V29L205 27V25L204 24H206V22L208 21V20ZM215 21H214V20ZM243 20V22L242 21H240V20ZM114 20V19H113ZM132 20V21H131ZM133 20H135V22L133 21ZM137 20H139V22H140V24L143 22V21H145L146 22V20H147V23H145V22H143L141 25L139 24V23H136V22H138ZM151 20H153L152 22L153 23H155L154 24V26H152L151 27V25H153V23L151 22ZM179 20H180V22H179ZM183 22H182V21ZM185 20H187V21H185ZM189 20V21H188ZM197 20V21H196ZM209 20V21H210ZM257 20H259V21H257ZM131 21V22H130ZM184 21L187 23V25H189V24H191L189 27L187 26L186 27V23H184ZM212 21L214 22V24L212 23ZM246 21V26H245V24L243 25V23ZM255 21V22H254ZM178 24H177V23ZM181 22L182 23H184V24H182L181 25ZM188 22H189V24H188ZM196 22V23H195ZM241 22V23H240ZM252 22V24H250ZM109 23H111V22H109ZM130 23H131V25H130ZM133 23H136V25L134 26V24ZM160 25H159V24ZM162 23V24H161ZM164 23V24H163ZM193 23H194V25H193ZM225 23V24H226ZM233 23V24H232ZM146 24V25H145ZM148 24V25H147ZM180 24V25H179ZM199 24V25H198ZM202 24V25H201ZM225 24H223V25H225ZM234 24H238L236 27L235 26H233ZM139 27H138V26ZM144 25H145V28H144ZM156 25H158V26H156ZM171 25V26H170ZM183 25H185L184 27H183ZM210 25V26H209ZM241 25H243V27H241V28H243V29H241V28H239ZM253 25V26H252ZM133 28H132V27ZM141 26H142V29L141 30H143V31H141L140 30V28H141ZM156 26V27H155ZM180 26V27H179ZM181 26H182V28H181ZM126 27V28H125ZM128 27V28H127ZM136 27H138L139 29H137ZM147 27V28H146ZM149 27V28H148ZM158 27V28H157ZM169 27H171V28H169ZM186 27V29L189 31H187L186 29H184ZM214 27V28H215ZM234 27H235V29H239V30H235L234 29ZM248 27V28H247ZM131 28H132V30L133 29H135V30H133V31H135V32H133L132 30H131ZM152 30H151V29ZM155 28V29H154ZM159 30V28H160V30L158 31L159 33H160V31L162 32L161 34H159L158 32H157V29ZM163 28V29H162ZM169 28V29H168ZM178 28V29H177ZM181 28V29H180ZM246 28V29H245ZM127 29H129V30H127ZM172 29H174V31L172 30ZM198 29V30H197ZM207 29L209 30V31H213V34L217 37V36H220V37H218V38H215V40H214V38L212 37V33L211 32H209V33H211V34H209V33H207ZM249 29V30H248ZM139 30V31H138ZM162 30H164V31H162ZM183 32L182 34H181V31ZM183 30H186L187 31V33L186 32H184ZM191 30H193V31H191ZM195 30V31H194ZM222 30V31H221ZM227 30H228V32H227ZM132 31V32H131ZM142 32V35H141V33L140 34H137L138 36H140V37H138L137 35H136V33L138 32ZM150 31V32H149ZM166 31V32H165ZM174 32L175 34H173L172 32ZM180 31V32H179ZM196 31H198V32H196ZM232 31H234V32H232ZM245 31V32H244ZM126 32H128V34H126ZM129 32H130V34H129ZM194 32V33H193ZM217 32H219V33H217ZM133 33V34H132ZM147 35H146V34ZM149 33V34H148ZM152 33V34H151ZM164 33H165V35H164ZM170 33H172V36L170 35ZM188 33H191L194 37H196V38H194V40H193V36L191 35V34H188ZM195 33H199V37L201 38V36L202 37H206L207 36V34L210 36L211 35V42L209 41L210 39H206L205 37L204 38H201V39H203V40H200V41H206L207 40V43H210V46L211 47H213V48H211L208 44H207V46L209 47H207L206 46V44H205V49L203 48V50L202 49H200L201 48V46L199 45L200 44V42H198V41H196L195 39H197L198 38V34H195ZM201 33L203 34V35H201ZM207 33V34H206ZM218 35H217V34ZM221 33H223V34H221ZM229 33V34H228ZM250 33V34H249ZM65 34V33H64ZM152 36H151V35ZM154 34H158V35H160V38H162L161 40H159L158 38H159V36H158V38H157V40H156V35H154ZM179 34V35H178ZM206 34V35H205ZM63 35V34H62ZM61 35V36H62ZM124 35V36H123ZM126 35H127V37H126ZM227 37H226V36ZM248 35V36H247ZM251 35V36H250ZM64 36V35H63ZM111 36H113L114 38H112ZM122 36H123V38H125V40H126V42H127V40H128V42L127 43H125V41H124V39L122 38ZM136 36H137V38H136ZM143 36H144V38H143ZM150 36V37H149ZM153 36L155 37V38H153ZM162 36V37H161ZM180 36V37H179ZM185 36H191V38H190V40L189 39H187V37H185V39H187L186 41H185V39L183 40V38ZM239 36V37H238ZM241 36H243V37H241ZM59 37H60V35H59ZM74 37H75V35L74 34H66L62 39H64L65 38V42H70V41H73V39H74ZM130 37H131V39H130ZM133 37H134V40H133ZM146 37V38H145ZM163 37H165V38H163ZM172 37V38H171ZM178 37V38H177ZM181 37H183V38H181ZM115 38V39H116ZM182 40V41H184L183 43L184 44H186V43H188V44H190L191 42V44L192 45H186V47H187V49H186V47L185 48H180V47H184L183 45V43H182V45L181 46H179L178 47V45H179V43H180V39ZM189 38V37H188ZM207 38H209V37H207ZM231 38V39H230ZM255 38V39H254ZM262 38V39H261ZM129 39H130V42H129ZM139 40V42L137 41L136 42V40ZM145 39V40H144ZM152 39H153V41H152ZM156 41H155V40ZM177 39V40H176ZM196 41V43H195V45L197 44L198 46L196 47L193 43V41ZM257 39V40H256ZM259 39V40H258ZM120 40V41H119ZM121 40H123V41H121ZM131 40H132V43H131ZM144 41V43H143V41ZM150 42H149V41ZM198 40V39H197ZM232 40V41H231ZM241 40V41H240ZM0 41H1V39H0ZM142 41V42H141ZM145 41H147V42H145ZM167 41V42H166ZM169 41V42H168ZM181 41V42H182ZM230 41V42H229ZM236 41H238L239 42V45H238V42H236ZM251 41V42H250ZM257 41V42H256ZM260 43H259V42ZM124 42V43H123ZM133 42H136V43H133ZM155 44H154V43ZM212 42H214L213 44H212ZM261 42H262V45H261ZM1 43V42H0ZM52 43V42H51ZM129 43H131V46H132V44H134V47H129L128 48V51L130 52V54H129V52H127V47L129 46ZM146 43H148V44H146ZM153 43V44H152ZM160 43H162V44H160ZM166 44V45H164V44ZM170 43V44H169ZM204 43H206V42H204ZM237 43V44H236ZM247 45H246V44ZM54 44V43H53ZM126 44L128 45V46H126ZM143 44V45H142ZM181 44V43H180ZM115 45V46H114ZM113 45V47H112V51H111V49L109 50L110 52H112L113 54H111V53H108V56H112V55H121L119 52H117V51H120L121 49H118V47H116V44H114ZM145 45V46H144ZM150 45H152V47H150ZM157 45H159V46H157ZM164 45V46H163ZM201 45H202V42H201ZM216 45V46H215ZM226 45V46H225ZM227 45H229V46H227ZM142 46V47H141ZM148 46H149V51H151V52H153V54L155 53V56L157 55L158 57H155L154 55L152 56V54H151V52H149L148 51ZM153 46H154V48H153ZM155 46H157L156 47V49H155ZM160 46H161V49H159L160 48ZM177 46V47H176ZM190 46V47H189ZM191 46H193V47H191ZM244 46V47H245ZM55 48H57L56 46H54ZM147 49V50H145V48ZM195 47H196V49H195ZM225 47V48H224ZM115 50H114V49ZM126 49V50H124V49ZM151 48V49H150ZM153 48V49H152ZM159 49V51H158V49ZM188 48H190V49H188ZM250 48H253V47H251L250 46ZM250 48H248V49H250ZM135 51H134V50ZM138 49V50H137ZM165 49V50H164ZM178 50H180V49H182L183 51H185V53H183V54H185V55H189V54H191L190 56H185V55H183V54H181L183 51H179L180 53H178L179 54V57L177 58H175V56H174V52H176L175 54H177V51ZM185 49V50H184ZM255 49V48H254ZM261 49V50H260ZM113 50L115 51V52H113ZM117 50V51H116ZM142 50V51H141ZM160 50L162 51V52H160ZM190 50V51H189ZM199 50V51H198ZM201 50V51H200ZM206 50L207 51H209V52H206ZM122 51H120L121 53H122ZM124 51H126L127 53H124ZM140 51V52H139ZM145 51V52H144ZM147 51H148V53H149V55H151V58H152V60H154L156 63L158 62V60H159V62L160 63H158V64H155V66H154V64L153 65H151V63L149 64V62L151 61H149V59H147V58H150L149 57V55H148V53H147ZM170 51V52H169ZM186 51H189V52H186ZM192 51V52H191ZM195 51V52H194ZM203 51V52H202ZM227 51V52H226ZM230 51V52H229ZM256 51V50H255ZM132 52V53H131ZM146 53V56H145V54L144 53ZM159 52V53H158ZM173 52V53H172ZM195 54H194V53ZM202 53L201 55L200 54H198V56L196 55V53ZM221 52V53H220ZM232 52V53H231ZM259 52V53H260ZM79 53H81L80 55L81 56H85L86 57V54L87 53H84V52H78V55H79ZM84 53V54H83ZM140 53V55L138 56V54ZM157 53V54H156ZM205 53V54H204ZM209 53V54H208ZM225 53V54H224ZM230 53V54H229ZM233 54V55H235V58H238V61H237V59L235 60V61H237L238 63L240 62V60L241 59H243V58H239V57H236V54ZM264 53V52H263ZM111 54V55H110ZM144 55V56H142V55ZM178 54H177V56H178ZM180 54L181 55H183V56H185L186 58H183V57H181L180 56ZM88 55V54H87ZM159 55H160V57H159ZM172 55V56H171ZM194 55V56H193ZM196 55V56H195ZM202 55H205V56H202ZM231 56V57H228V56ZM80 56V57H81ZM83 56V57H84ZM142 58H141V57ZM163 56V57H162ZM174 56V57H173ZM192 56H193V58L195 57V60H197V61H195L196 63H194L193 62V59H192ZM199 56H202L200 59H202V60H199L198 58H199ZM228 57V58H226V60H223V59H225V57ZM237 56H238V54H237ZM240 56V55H239ZM127 57V58H126ZM129 57V58H128ZM137 57V58H136ZM147 57V58H146ZM170 57H171V60H170ZM191 57V58H190ZM198 57V58H197ZM221 57V58H220ZM222 57H224V58H222ZM107 58H109V57H107ZM150 58V59H151ZM162 58H164L163 60H162ZM173 58V59H172ZM176 60H175V59ZM181 58H182V60L184 61V62H180L181 61ZM190 58V59H189ZM234 58V59H235ZM33 58H31V59H29L30 61L32 60ZM137 60V61H133V60ZM139 59H140V62H139ZM147 59V60H146ZM231 59V60H232ZM240 59V60H239ZM34 60H36V59H34ZM34 60H32V62L34 61ZM106 60V59H105ZM102 61V62H100L101 64H103V63H105L106 61ZM144 60H146V62L147 63H145V61ZM157 60V61H156ZM167 60V61H166ZM179 60V61H178ZM186 60V61H185ZM187 60H189V61H187ZM215 60V61H214ZM231 60H229L227 63L229 64V62L231 61ZM27 61H28V59H27ZM125 61V62H124ZM166 61V62H165ZM169 61V62H168ZM178 61V62H177ZM192 61V63H190L189 64V62H191ZM202 63H201V62ZM221 61V62H220ZM235 64H234V66L235 65H237L236 67H234L233 66V64H232V66H233V68L229 71L230 73L232 72L233 73V75H235L236 73H234V71H236V72H238V68L240 67L241 68V66L243 65V63H244V65L246 64V62H247V64H248V61H244V62H241V63H239V65H238V63L237 62H235L234 60H232ZM26 62V61H25ZM24 62V63H25ZM29 62V61H28ZM28 62L26 63V64H24V63H22L21 65L23 66V67H25V66H28V65H31L32 64V62H29L30 64H28ZM123 62V64H121ZM132 62V63H131ZM197 62H198V65H197ZM216 62H218V63H216ZM225 62V63H226ZM99 63V64H100ZM165 63V64H164ZM166 63H168V65L166 64ZM181 63H183V64H181ZM224 63V64H225ZM256 63V62H255ZM254 63V64H255ZM133 64H134V67H133ZM142 64H143V66H144V64H146V65H150L151 67H152V70H153V72H152V74H151V77H156L157 76V74H158V72H159V68H162L164 71L166 70V72H170V74H172V76H174V77H176V78H178V79H180V80H178L177 81V79L176 78H173V79H175V80H172V78H171V80L170 81H172L171 83L172 84H176V85H182L183 86V89H184V92L185 91H189V92H187L188 93V98H187V100L185 99V97H181L180 98V96L178 95V94H175L174 92H170V94L167 92H164V94L166 93V95L167 96H163V97H165L163 100H166L165 101V103H164V101H162L161 99L163 98L162 97V95H161V93L163 94V92H161L160 94H159V96L161 95V99H160V101H162V103H164V106H166L167 104V106H166V110L167 109H169V108H172V104L171 103H169V101H168V99H173V97L174 98H176V100L175 99H173V100H175L176 101V103H175V101H174V103H173V101H172V103H173V105L175 106H173V108L174 109H172L174 112L172 113L171 112V117L173 116L172 114H174L175 112H177L178 110L177 109H180L179 111H183L182 113H180L179 111L177 112L178 114H176V116H178V121L180 122V118H182V116H183V114H184V112L185 111H189V112H191V111H193L192 113L194 114V112H196V114H195V116L194 117H196V118H194V117H192V118H190V119H193L194 118V120H197V118H200V116H202V115H204L205 116V118L202 116L201 117V119H199V121L200 122H203V123H205L204 121H207V124H209V122H210V120H211V122L213 121L212 119H215V120H217L216 122H217V124L218 125H216V122H215V120H214V122L215 123H210V127H211V124L213 125H215V127H214V125L212 126V128L214 127V129H212V128H210L209 127V125H207L206 123V125H203V123H201V126H200V129L201 130H203L204 128H206V127H203V126H207V128L209 129H204L203 130V132L201 131V133H200V131L198 132V134L200 133V135H202V136H205L203 133H205L206 131L205 130H208L207 132H208V137L209 136H212L213 137V140L212 141H210L211 140V138L212 137H210L209 139H207V141L205 140L204 141V143H203V141H200L201 142V144H200V142H197V140L201 137L200 135H198V134H196V141L195 142H197L196 144H190V143H194V141L193 142H191V141H185V140H183L182 139V137L180 136V134L181 133H179L178 132V134H177V139L176 140H174L175 138H176V132L177 131H175L174 132V130L172 131L171 129H170V127H171V124L170 123H168L167 125L166 124H164V125H166V128L168 127V131L170 130L171 132L170 133H172V134H170L171 135V137H172V139H173V141H176V143L177 144H179V145H176L175 147H173L174 148V150L175 151H177L176 153L177 154H175L174 152H173V148H172V150H167L166 151V149H164V148H161L160 149V147L158 146V145H156L155 144V139L154 138H152V137H150L149 135H147L148 137H146L147 139H148V142L150 141V142H154L153 144L152 143H145V142H147V140L145 139V137L143 136V135H145V133L146 132H143V133H141L142 132V129H143V131H145L144 130V125L143 124H141L142 122H143V120H142V122H141V119H144L143 117H127V116H129L130 114H127L126 112H124V116H120V114L118 113V111L120 110V112H121V110H122V107L120 106V107H116V108H114L115 107V105H116V100L115 99H118V96L120 97V99H121V96H123L122 98L123 99H125L124 98V95H125V92L123 93V91L120 89V87L118 86V85H120L124 80V78H127L128 76H126L127 74L129 75L132 71H140L141 69H142ZM160 64H161V66H160ZM190 65V66H192L191 68H192V70L191 69H189L190 68V66H188V65ZM200 64H202V65H200ZM204 64V65H203ZM210 64L212 65V67L210 66ZM223 64V65H224ZM227 64V65H228ZM231 64V63H230ZM122 65V66H121ZM159 67H158V66ZM182 65V66H181ZM187 65V66H186ZM199 65H200V69H199ZM207 65H208V67H210V71H208L209 70V68L207 67ZM226 65V64H225ZM264 65V64H263ZM85 68H86V71L87 70H89L90 69V66L88 65V64H85V65H83ZM198 68H197V67ZM119 67V68H118ZM158 67V68H157ZM176 67V68H175ZM194 67V68H193ZM201 67H203V69L201 68ZM84 68V69H85ZM166 68H168V69H166ZM180 68V69H179ZM197 68V69H196ZM207 68V70H205ZM101 69V70H102ZM175 69V70H174ZM194 69V70H193ZM196 69V70H195ZM96 70V69H95ZM117 70V71H116ZM129 70V71H128ZM157 70V71H156ZM161 70V69H160ZM170 70V71H169ZM187 70H189V72L187 71ZM199 70V71H198ZM233 70V71H232ZM92 71H94V70H89V72H91L92 73V75H95ZM129 72V73H126V72ZM156 71V72H155ZM195 71H197V72H195ZM205 73H207V74H205ZM174 74H173V73ZM184 72V73H183ZM91 73H89V74H91ZM125 73H126V75H125ZM177 74V76H176V74ZM199 73V74H198ZM231 73V74H232ZM251 73H254L253 71L251 72ZM117 74V75H116ZM194 74V75H193ZM198 74V77L196 76ZM125 75V76H124ZM202 75V76H201ZM227 75H229V73L227 74ZM233 75H231V77H233ZM207 76V77H206ZM209 76V77H208ZM92 77V76H91ZM200 77L203 79V80H201L200 79ZM204 77H206V83H205V78ZM229 77V76H228ZM93 79H91L90 78V76H89V79H91L92 81H94L95 80V82H96V80H98V77H96V78H94V77H92ZM113 78H115V79H113ZM209 78V79H208ZM197 79H199L198 81H197ZM208 79V80H207ZM248 79H250V78H248ZM107 82H106V81ZM250 80H252V78L250 79ZM116 81H119V83H118V85L115 83ZM173 81H174V83H173ZM200 81V82H199ZM99 82H100V80H99ZM108 82H109V84H108ZM112 82H114V83H112ZM178 82V83H177ZM204 82V83H203ZM196 83V84H195ZM201 83H203V84H201ZM97 84V83H96ZM102 84H106L107 85V87L106 86H104L103 87V85ZM110 84H112V85H110ZM193 85V86H192ZM214 85V84H213ZM108 86H110L109 88H108ZM208 87V88H207ZM213 86L211 85V88H212ZM103 88H105V90L103 89ZM107 88V89H106ZM200 88V89H199ZM109 89V93L108 92H106L107 90ZM111 89V90H110ZM118 91V92H117ZM191 91V92H190ZM205 91V92H204ZM121 92V93H120ZM84 93H87V92H84ZM91 93H93V92H90L89 94H91ZM106 93V94H105ZM108 93V94H107ZM117 94V96H116V94ZM172 93H174V95L172 94ZM200 93H205V95H206V97H207V99L205 100V105H204V101H201L200 103L198 102V104H197V101L196 102H192V100H194V99H197L198 98V95L200 94ZM122 94V95H121ZM163 94V95H164ZM217 94V96H216V100L217 101H215L214 99H215V97H213V96H215ZM221 94V93H220ZM219 94V95H220ZM100 95V96H101ZM108 95H110V96H108ZM113 95H115L116 96V98H115V96H113ZM170 95H172L173 97L172 98H168V97H170ZM177 95V96H176ZM83 96H81V97H83ZM194 96H196V97H194ZM86 97H84V98H86ZM93 97V99L95 100V98ZM200 97V96H199ZM222 97V96H221ZM90 98V99H89ZM160 98V97H159ZM185 99V101L186 102H184V99ZM212 98V99H211ZM218 98V99H217ZM223 98V97H222ZM16 99H18V98H16ZM89 99V100H88ZM119 99V103H117V106H119L120 105V100ZM122 99V101H124ZM180 99V100H179ZM11 100H14V99H11ZM19 100H23V99H19ZM19 100H15V102L14 101H12V103H9L8 101L3 105L4 107L6 106V104L7 103H9V104H7V106L4 108L2 105V110L3 109H16V110H19L20 108V111H22V108H23V105H25L24 107H26V105L28 106V103H26V102H22V101H19ZM59 100H61V99H59ZM97 100V99H96ZM109 100V102L111 103V101ZM182 101V107H184V108H176L177 106H180V103H179V101ZM208 100H209V103H208ZM222 100V101H221ZM220 101V103H223V99H221ZM17 101V102H16ZM122 101H121V103H122ZM171 101V100H170ZM206 101H207V103H206ZM210 101H212V103H213V105H212V103H210ZM1 102H3V101H1ZM0 102V103H1ZM18 102H20V104H21V102L23 103V104H21V106H20V108H19V105H16L15 103H17L18 104ZM92 102V101H91ZM118 102V101H117ZM13 103L15 104V106L13 105ZM32 103V102H31ZM36 103V105H37V103L38 102H35ZM162 103H160V104H162ZM179 103V104H178ZM185 103H187L186 105H185ZM202 103V104H201ZM3 104V103H2ZM76 104V105H75ZM84 104V105H83ZM119 104V105H118ZM170 104V105H169ZM175 104H177V105H175ZM209 104H211L210 106H211V108H210V110H212V112H208L209 110V108L208 107H210L209 106ZM13 106V107H8V106ZM36 105H32V106H36ZM61 105H62V107H61ZM99 105V104H98ZM184 105V106H183ZM188 105V106H187ZM203 105V106H202ZM52 106V107H51ZM54 106V107H53ZM58 108H57V107ZM88 106L90 107V108H88ZM91 106H94V107H91ZM114 106V107H113ZM168 106H170V107H168ZM208 106V107H207ZM15 107H17V108H15ZM30 107V106H29ZM45 107V108H44ZM50 107H51V109H50ZM111 107V108H110ZM159 107V106H158ZM158 107L157 108H154V109H156V114H158V112H159V110H161V108H164V107H162V106H160L159 108V110H158ZM168 107V108H167ZM191 107H193V108H191ZM227 107H228V109L230 108L228 105H227ZM1 108V107H0ZM32 108V107H31ZM40 108V107H39ZM61 108V109H60ZM72 108V109H71ZM88 108V109H87ZM94 108L97 110H95L94 111ZM119 110H118V109ZM176 108V109H175ZM186 108H187V110H186ZM224 108H226V106H224ZM25 109H27V107L25 108ZM24 108H23V110L26 112V110H25ZM108 109H110V110H112V111H110V110H108ZM114 109V110H113ZM165 109V108H164ZM182 109V110H181ZM197 109V110H196ZM204 109H206V110H204ZM231 109H232V106H231ZM15 110V111H16ZM31 110V109H30ZM41 110V109H40ZM43 110H41V111H39L38 109H37V114L39 115ZM83 110V111H82ZM92 110V111H91ZM116 110H118V111H116ZM163 110V109H162ZM170 110V109H169ZM177 110V111H176ZM191 110V111H190ZM199 110V111H198ZM24 111H22V113L24 112ZM45 111H43V112H45ZM82 111V112H81ZM92 113H91V112ZM110 111V112H109ZM116 111V112H115ZM203 111V112H202ZM232 111L233 110H231L230 112L232 113ZM16 112H19V111H16ZM39 112V113H38ZM86 112H87V114H86ZM109 113L108 114V117H110V118H112L111 120L109 119H107L108 117H107V113ZM153 112H155V111H153ZM153 112H151L150 114H153ZM221 112H223V113H221ZM36 113V112H35ZM84 113V114H83ZM91 113V114H90ZM94 113V114H93ZM104 113V114H103ZM112 113H114V114H112ZM185 113H187V112H185ZM192 113H190V114H192ZM202 113H204V114H202ZM212 114V113H214V115H211L210 116V114ZM215 113H217V114H219V115H216L217 117H218V119L220 118V117H222V118H220L221 120H224L223 119V115L221 116V114H224V115H227V116H224L225 117V120L224 121H222L223 123H221V121H219L217 118H215L216 116H215ZM230 113V114H231ZM36 114V115H37ZM45 114V113H44ZM44 114H42V115H44ZM95 115V116H98L99 115V117L100 116H102V114H103V117H100L101 118V121L102 120H105V118L107 119L106 121H104V122H102L101 124H99L98 125V123H97V121H99L100 122V120L99 119H95V121L94 122H92L91 123V126H92V124L94 123V129H92L93 128V126H92V128H91V126H88V124L86 123V121H85V123L86 124H84L85 125V129L83 128L84 126H83V120H87V117H89L90 115ZM112 114V115H111ZM118 116H117V115ZM125 114H127V116L125 115ZM155 114V113H154ZM155 114V115H156ZM197 114H200V115H197ZM36 115H34L35 117H36ZM37 115V116H38ZM41 115V114H40ZM39 115V116H40ZM88 115V116H87ZM92 115V116H93ZM104 115H106V117L104 116ZM169 115V114H168ZM179 115H182L180 118H179ZM184 115H187V114H184ZM38 116V117H39ZM94 116V117H95ZM126 116V117H125ZM131 116V115H130ZM153 116V115H152ZM175 116V115H174ZM198 116V117H197ZM206 116H209L210 118L211 117H214V118H211V119H209L208 118V120H209V122H208V120H205L207 117ZM243 116V115H242ZM117 117V118H116ZM119 117H120V119H119ZM170 117V116H169ZM239 117H241L240 115H239ZM86 118V119H85ZM90 118V117H89ZM97 118V117H96ZM103 118V119H102ZM115 118V119H114ZM135 118V119H134ZM241 118H244V117H241ZM81 119H83V120H81ZM125 119H127L126 121H125ZM171 121L174 119V120H176L177 121V118L175 119L174 117H173V119H171V118H169ZM187 119H188V117H187ZM204 119V120H203ZM118 120V121H117ZM120 120H122V121H120ZM135 120H137V123H136V121ZM173 120V121H174ZM202 120V121H201ZM241 120H245V118L244 119H241ZM174 122L175 124H177L178 122ZM83 122V123H82ZM105 122H107V124L105 123ZM117 122V123H116ZM140 122V123H139ZM241 122L242 123H245V122H247L246 120L245 121H240V124H238V126L239 125H241ZM82 123V124H81ZM97 123V124H96ZM115 123V124H114ZM122 123V124H121ZM135 123V124H134ZM221 123V124H220ZM82 126H81V125ZM117 124H119V125H117ZM125 124V125H124ZM128 124H129V126H128ZM136 124H138V125H136ZM141 124V125H140ZM174 124V125H175ZM222 124L224 125L223 127H222ZM97 125V126H96ZM111 127V128H113L115 131H113V132H115V133H112V132H109V130L111 129L109 126ZM111 125H113V126H111ZM117 125V126H116ZM121 125V126H120ZM134 125H136V126H134ZM174 125H172L173 126V128H174ZM89 128H88V127ZM96 126V127H95ZM108 126V127H107ZM124 126V127H123ZM139 126V127H138ZM238 126H237V129L239 130V133H238V135L239 134H241L240 133V128H241V131H242V129L244 128L243 126L244 125H241L239 128H238ZM98 127H99V129H98ZM102 127V128H101ZM106 127V128H105ZM120 127H123L124 129L125 128H127V127H129V132L131 131V134H129V133H126L127 135H125V136H123L124 135V133H121V128ZM130 127L133 129V130H130ZM162 127V128H161ZM164 126L163 125H161L159 128H160V130L162 129H164L163 131H166L167 132V130H165V127L163 128ZM221 127L223 128V129H221ZM90 128L92 129V131L90 130ZM101 128V129H100ZM110 128V129H109ZM158 128V129H159ZM203 128V129H202ZM218 128V129H217ZM235 128L236 127H234V129L233 130H235ZM70 129V130H69ZM71 129H74V130H71ZM108 129V130H107ZM119 129V130H118ZM210 129H211V131H210ZM217 129V130H216ZM220 129V130H219ZM95 130V131H94ZM98 130V131H97ZM105 130V131H104ZM117 130V131H116ZM125 130H127V129H125ZM212 130H214V131H212ZM223 130V131H222ZM225 130V131H224ZM73 131H75V132H73ZM83 131V132H82ZM85 131V132H84ZM90 131V132H89ZM97 131V132H96ZM111 131V130H110ZM135 133H134V132ZM205 131V132H204ZM209 131H210V133L212 134V132H214L213 134H215V135H210V133H209ZM219 131V132H218ZM222 131V132H221ZM237 130H235V132H236ZM93 132H95V133H93ZM99 132V133H98ZM128 132V131H127ZM139 132V133H138ZM225 132H229V134L228 135H232V136H229V137H227V139H225L226 138V136H224V135H226L225 134ZM238 132V131H237ZM93 133V134H92ZM109 133V134H108ZM117 133V134H116ZM122 135H121V134ZM134 133V135L135 136H133L132 134ZM173 133H174V135H173ZM219 133H221V134H219ZM243 133V132H242ZM81 134V135H80ZM85 134V135H84ZM100 134V135H99ZM104 134V135H103ZM114 134V135H113ZM216 134H217V136H216ZM224 134V135H223ZM69 135H71V136H69ZM79 135V136H78ZM91 135V136H90ZM103 135V136H102ZM109 137H108V136ZM118 135H120V136H118ZM133 136V139L136 137V139H132L131 137ZM139 135V136H138ZM219 135V136H218ZM223 135V136H222ZM227 135V136H228ZM11 136V135H10ZM86 136V137H85ZM181 138H180V137ZM198 136H199V138H198ZM9 137V136H8ZM71 137V138H70ZM79 137V138H78ZM85 139H84V138ZM93 137V138H92ZM101 137V138H100ZM106 137V138H105ZM207 137V138H208ZM215 137H217L216 139H215ZM223 137H225V138H223ZM69 138L71 139V140H69ZM73 138V139H72ZM78 138V139H77ZM98 138V139H97ZM126 138V139H125ZM127 138H128V140H127ZM223 138V139H222ZM101 139V140H100ZM141 139V140H140ZM154 139V140H153ZM171 139V138H170ZM178 139H179V142H178ZM201 139V138H200ZM232 139H233V137H232ZM94 140V141H93ZM105 140H107V141H105ZM111 140V141H110ZM130 140V141H129ZM143 140H146L145 142H143ZM185 141L184 143L183 142H181V141ZM208 140H209V142L211 143H208ZM222 140L224 141V142H222ZM68 141V142H67ZM73 141V142H72ZM74 141H75V143H74ZM84 141V142H83ZM98 141V142H97ZM104 141V142H103ZM114 141V142H113ZM119 141V142H118ZM128 142V144H127V142ZM133 141V142H132ZM135 141V142H134ZM139 141V142H138ZM199 141V140H198ZM83 142V143H82ZM90 142V143H89ZM125 142V143H124ZM180 142H181V145H180ZM186 142H188L189 143V147H187L188 146V144H186L185 145V147L183 146L182 147V145H184ZM230 142V141H229ZM229 142H227L228 143V145L230 144ZM34 143H35V141H34ZM89 143V144H88ZM103 143V144H102ZM106 143V144H105ZM113 143V144H112ZM121 143V144H120ZM141 143V144H140ZM63 145V146H61V145ZM64 144H65V146H64ZM83 146H82V145ZM85 144H86V146H85ZM100 144V145H99ZM108 144V145H107ZM117 144V145H116ZM130 144V145H129ZM136 144H138V145H136ZM142 145L143 147H141L140 145ZM151 144V145H150ZM217 144V145H218ZM81 145V146H80ZM110 145V146H109ZM112 145H113V148H112ZM115 145V146H114ZM129 145V146H128ZM132 145V146H131ZM150 145V146H149ZM152 145H154V147L152 146ZM193 145V146H192ZM204 146L203 148L201 147V146ZM209 147H211V148H209ZM214 144H212V146H213ZM67 146V147H66ZM71 146V147H70ZM78 148H77V147ZM97 146V147H96ZM99 146V147H98ZM106 146V147H105ZM108 146V147H107ZM131 146V147H130ZM137 146H140L139 147V149L138 148H136ZM147 146V147H146ZM151 146H152V148H151ZM158 147V149H160V150H158L156 147ZM177 146H178V148H177ZM216 146V145H215ZM62 147V148H61ZM66 147V148H65ZM80 147V148H79ZM91 147V148H90ZM131 148V149H129V148ZM135 147V148H134ZM181 147V148H180ZM198 147V148H197ZM200 147V148H199ZM209 149H208V148ZM228 147V146H227ZM82 148H83V152H82ZM132 148H133V150H132ZM147 148V149H146ZM178 150H177V149ZM201 148H202V150H201ZM65 149V150H64ZM73 149V150H72ZM74 149H75V151H74ZM76 149H79V150H81V152L79 151V150H76ZM85 149V150H84ZM89 149V150H88ZM152 149V150H151ZM153 149H154V151H153ZM162 149H164V150H162ZM201 151H200V150ZM210 149H211V151H210ZM136 152H135V151ZM142 150V151H141ZM148 150L150 151V152H148ZM208 150H209V152H208ZM159 151V152H158ZM164 151V152H163ZM199 151V152H198ZM56 152H58V153H56ZM80 152V153H79ZM84 152H86V153H84ZM135 152V153H134ZM161 152V153H160ZM174 153V154H170L169 155V153ZM201 152H203L204 154L206 153V155H204V156H201L200 157V153ZM212 152V154H209V153H211ZM90 153H94L93 155L92 154H90ZM160 153V154H159ZM68 154V155H67ZM84 154V155H83ZM152 154V155H151ZM159 154V155H158ZM209 154V155H208ZM64 155H67L65 158L63 157ZM70 155V156H69ZM158 155V156H157ZM210 156V158L208 157V156ZM58 156L57 157H54L55 159H57L58 158ZM79 156H81V160L80 159H77V158H80ZM86 156H88V158L86 157ZM97 156V157H96ZM154 156V157H153ZM84 157H86L87 158V162H90L91 163V165H89V167L90 168H88V167H85L86 166V162H85V160L83 161L82 159H84ZM67 158V159H66ZM74 158H76L77 160H79L80 161V164H79V166H77L78 164L77 163H79V161H77L76 159L75 160H73ZM89 158L90 159H92V160H89ZM144 159V161H142V159ZM147 158H150L151 160H148ZM191 158V159H190ZM205 158V159H204ZM132 159V160H131ZM138 159H141V161H140V164L139 163H136L135 165L134 164H131V163H133V162H135L134 160H138ZM145 159H147V160H145ZM62 160H63V162H62ZM71 160H72V162H71ZM103 160V161H102ZM189 160V161H188ZM191 160V161H190ZM74 161H77V162H75L74 163ZM81 161H83L84 162V164L81 162ZM117 161H118V164L119 165H117ZM123 161V163H120V162H122ZM50 162V161H49ZM51 162H53V161H51ZM71 162V163H70ZM93 162H94V164H93ZM97 162H98V165H97ZM188 162H190L189 164H188ZM48 163V162H47ZM86 163V164H85ZM89 163V164H90ZM96 163V164H95ZM116 163V165H114ZM145 163V164H144ZM147 163H148V167H147ZM28 164H30V163H28ZM27 164V165H28ZM69 164V165H68ZM77 164V165H76ZM95 165V166H93V165ZM124 164V165H123ZM144 166H143V165ZM151 164V165H150ZM184 164H185V166H184ZM75 165L78 167H75ZM85 165V166H84ZM88 165V164H87ZM102 167H101V166ZM109 165H110V167H109ZM128 165V167H130ZM132 165H134L133 166V168H132ZM182 165H183V167H182ZM239 165V164H238ZM74 166V167H73ZM92 166V167H91ZM124 166V167H123ZM126 166V167H125ZM239 166H242V165H239ZM111 167H114V170H113V168H111ZM123 167V168H122ZM136 167V168H135ZM176 167V168H175ZM238 167V166H237ZM244 167H246V168H248V167H252L251 165L250 166H244ZM253 167H257L256 165L254 166L253 165ZM260 167V168H259ZM257 169H261V166H259ZM84 168H86V169H84ZM97 168L98 167H96L95 168V170L97 171ZM107 168V169H106ZM117 168V169H116ZM139 168V169H140ZM144 168V169H143ZM263 168V167H262ZM100 169V170H101ZM185 169V170H184ZM254 169H256V168H254ZM94 170V171H95ZM141 170V169H140ZM140 170H137L138 172H140V173H143L142 171H140ZM77 171V170H76ZM76 171L75 172H72V173H74V174H76ZM77 171V172H78ZM89 171H87L86 173H90ZM195 171V170H194ZM192 172H190L189 174H191ZM188 173V172H187ZM194 173V172H193ZM192 173V174H193ZM203 173V172H202ZM202 173H200L199 175H201ZM204 173H205V171H204ZM73 174V175H74ZM72 175V174H71ZM193 175H197V174H193ZM206 175V176H205ZM208 175H210V174H208ZM191 176V175H190ZM204 176H205V178L206 179H208L210 176H207V173L206 174H204ZM194 177H199V178H195V179H192V181H197L198 179L199 180H202L203 179V181L205 180L206 181V179H204V177H203V174L201 175V177L200 176H194ZM203 177V178H202ZM208 177V178H207ZM62 181H65V182H62ZM62 182V183H61ZM66 182H67V180H61L60 181V183L63 185V184H66ZM129 182V181H128ZM126 183V184H128L127 186H126V184H118L117 183V185L115 184V185H111L110 187L109 186H105V187H101L100 189H99V184L97 185V183H91L92 185H89V188H91V187H93V189H96L95 191H94V194H93V192H92V194L93 195H95L94 197H93V195L91 194V197H90V199L92 200H88L87 202H84V203H82L81 205H82V207H81V205L79 206V207H77V210L75 209L74 210V212L71 214V213H69L70 215H68V214H66L65 215V217H63V216H61V220H58V219H53V220H51V221H54V222H51V224H53L54 226H55V223L57 224V227L59 228L60 226L61 227H63V225H64V227H63V229L61 228V230L62 231H64V234H66V236L60 231V229H58V228H56L55 227V229H54V226H53V228H52V225L50 226V228H51V230H52V234L53 235H55V233H56V236H58V235H60V236H58V239H62V238H67V237H69L68 239H70V237L73 239V241L74 240H77L78 239V237H79V239L78 240H80V238L81 237H83L84 236V233L83 232H85V234L87 233V231H86V228L88 227V223L90 222L89 220H92V219H94L93 217H97V215H98V212H96V211H98V209L100 208V206L102 205L101 203H104V205L105 204H107V206H109L110 207V204L108 205V201H109V203H111V191H112V193H113V195L115 196V198H114V200L112 199V204H111V209L110 210H106V212H104V213H106L107 215H106V217L104 216V221H105V223H106V225H107V221H108V224L109 225H111V226H107V228H110L111 230H110V234H109V230L107 229V233L106 232H104V233H106L107 234V236L106 235H104V234H102L103 235V237L105 238V236L107 237L106 238V242H108V243H106L107 244V246H103V244H104V242H105V239L101 242V239H103V237H102V235H100L101 236V239H99V240H95V239H92V241H94V242H92L91 241V238L89 239V237H87V238H84V239H89V241H90V243H92V244H94L95 246H93L92 244H88V242H87V244L85 243V245H88V246H91L92 248H93V250L91 251V247H90V250H89V248H88V246H85V247H83V246H80L77 250H75V252L72 254L73 256L71 257L70 255H69V258H67V259H63L64 260V262L62 261V258H61V261H62V263L63 264H69V263H73V264H78V262L79 263H83V264H94V262H99L98 264H101L102 262L104 263V264H111V262H113V264L115 263L116 264V262L119 264L120 262V259L119 258H121V260L122 261H124L123 260V256L122 257H120L121 255H123V254H125L124 252H126V254L128 255L127 257H129V259H130V264L131 263H133V264H135V263H137V264H139V262H140V264H142L144 261L143 260H147L148 259V256H149V254H152L153 255V258H154V260H155V262H152V263H156V261L158 260L159 261V264H198V262H199V264L201 263L200 261H197L196 262V260H199V259H195V261L194 260H190V252L192 251V247L191 246H189V245H187V244H183V246L181 245H179L178 246V243H177V241H176V239H177V235H175V233H173V235L169 238L170 239V242H168L169 244H164V247H163V245H160V244H158L157 245V243H156V245H155V239H154V237L155 236H157L158 234H160V233H163L164 231V226L166 225V227H168L170 224H169V222L168 221H170L171 219H177L176 218V216H175V210H176V208H179V207H181V206H183L184 205V203H185V199L188 197H190V200L191 201H194L195 202V199H196V195L198 194V189H197V191L198 192H196V190L194 191V187L197 185H195L194 183H192V182H190L189 184H188V186H186V190L179 196V198H180V201H179V203L177 204V207L175 208V207H173V208H171V207H169V206H167V207H164L163 208V210L162 211H160V213L158 212V213H156V214H151L150 216H148V214H146V211H144V209H143V207H142V204H141V201H142V197H144V192H145V190H142V187L140 186H138V185H135V186H130L129 185V183ZM132 182H130V184H131ZM81 184H83V183H81ZM93 184H95V185H93ZM133 184V183H132ZM194 184V185H193ZM122 185V186H121ZM125 185V186H124ZM200 185H203V183L201 184L200 183ZM91 186V187H90ZM96 186V187H95ZM138 186V187H137ZM190 186H191V188H190ZM127 187L128 188H130L127 192H126V190H127ZM119 188V189H118ZM123 188H126L125 190H123ZM193 188V189H192ZM197 188V187H196ZM92 188H91V190H93ZM109 189H112L111 191L109 190ZM120 189H121V192H120ZM138 189H139V191H138ZM98 190H99V192L101 193H99L98 194V196H97V193H98ZM109 190V191H108ZM190 190H192L191 192H188V191H190ZM137 191V193L139 192V194L141 195V196H138V199H137V196H136V198H135V195L137 194H135L134 193V195H133V193H130V192H136ZM141 191V192H140ZM144 191V192H143ZM108 192H109V195H108ZM125 192V193H124ZM107 193V194H106ZM143 193V194H142ZM186 193V194H185ZM191 193V194H190ZM111 194V195H110ZM129 194H130V196H132V197H134L135 199H136V201L137 200H139L140 199V197H141V199H140V201H137V203H135V200H134V198H133V201H134V204H133V201H131L130 199H132V198H130L129 197ZM132 194V195H131ZM138 194V195H139ZM185 194V196H183ZM192 194H196V195H194L195 196V198L193 197V196H191ZM109 196H110V198H109ZM126 196H128L127 198H126ZM198 197L197 198H199V196L200 195H197ZM93 197V198H92ZM98 197V198H97ZM100 197V198H99ZM122 197V198H121ZM96 198H97V200H96ZM124 198V199H123ZM128 198H130V199H128ZM194 198V199H193ZM93 199H95V203H98V204H94L93 203ZM119 199V200H118ZM122 199H123V201H122ZM127 199H128V201H131V204H132V206L134 207V210H135V208H136V211H135V213L133 214V217H131V219L130 220H128L127 219V222L128 223H130L131 225H129L128 223H126L127 225H129L127 228L129 229V228H132V229H129V230H124V231H122V229L121 228H116L115 226H118V225H116V219H117V217L119 216V214H116L117 212H119V210L117 211H115V209H120V203H124V201H127ZM121 200V201H120ZM198 199H196V201H197ZM114 203H116V205H115V209H113V207H114ZM181 203H183V204H181ZM130 204V203H129ZM130 204V205H131ZM139 204V205H138ZM181 204V205H180ZM84 205V206H83ZM90 205H91V207H90ZM94 205V206H93ZM97 205V206H96ZM99 205V206H98ZM202 205V204H201ZM93 206V207H92ZM107 206H105V208L107 207ZM140 208H139V207ZM90 207V208H89ZM79 208H81V210H79ZM87 209V210H85V211H87L88 212V210H89V213H91V214H87V212H85V211H83L82 209ZM89 208V209H88ZM92 208H93V210H92ZM139 208V209H138ZM142 208V210H140ZM167 209V213H165V210ZM170 210V212H168L169 210ZM137 210H139V211H137ZM173 210H174V212H173ZM77 211H81L82 212V214L85 216V214H86V216L85 217H87V219L88 220H85L84 218V220H82V221H87V223H86V225L84 226V223L85 222H82L81 221V219H82V214H79ZM107 211H108V213H107ZM110 211V212H109ZM113 211H114V214H112L113 213ZM142 211H144V213L146 214V220L144 219V213H142ZM141 214H140V213ZM171 212H172V214L174 215V216H172L171 215ZM85 213V214H84ZM112 215H111V214ZM207 213H208V215H207ZM135 214H136V216H135ZM140 214V215H139ZM162 214H163V216H162ZM167 214V215H166ZM69 217H68V216ZM80 215V216H79ZM82 215V216H81ZM88 215V216H87ZM90 215V216H89ZM141 216V217H138V216ZM210 215V217H208V221L207 222H205L206 223V225H209V226H211L210 225V223H211V216H212V211H211V213L209 212V209L207 210V212H206V218H207V216H209ZM66 216H67V218H66ZM116 218H115V217ZM134 216H135V218H134ZM143 216V217H142ZM158 217V218H156L155 219V217ZM162 216V217H161ZM167 216V217H166ZM81 217V218H80ZM89 217H90V219H89ZM113 217V218H112ZM136 217H137V220H139V221H141L140 223L139 222H137V220H136ZM148 217V218H147ZM164 217V219L163 220H165V221H162V218ZM168 217L170 218V219H168ZM70 218V219H69ZM108 218L109 219H111V222H110V220H108ZM114 218H115V220H114ZM132 218H133V220H132ZM140 218V219H139ZM141 218H142V220H141ZM167 218V219H166ZM205 218V219H206ZM209 218H210V220H209ZM51 219H52V217H51ZM65 219V220H64ZM68 220V222H69V224H70V226H72V227H76V229L74 230V231H72L71 233L69 232V230L70 229H72V228H70V226L69 225H67L68 223H67V220ZM73 219V220H72ZM106 219H107V221H106ZM112 219H113V221H115L114 223H113V221H112ZM158 219V220H157ZM161 219V220H160ZM173 219V220H174ZM55 220H57V221H55ZM72 222H70V221ZM76 220H78V221H81L82 222V224H81V222H77ZM150 220V221H149ZM154 220V221H153ZM168 220V221H167ZM58 221H60V222H58ZM63 221V222H62ZM65 221H66V223H65ZM74 221V222H73ZM89 221V222H88ZM132 221L134 222V223H137V226L138 227H136V225L135 224H133L132 223ZM147 221V222H146ZM172 221V220H171ZM170 221V222H171ZM206 221V220H205ZM75 222H76V224H75ZM150 222V223H149ZM158 222H160V223H163V222H165V223H163L162 224V227L160 228V225L161 224H159ZM167 222H168V224H167ZM174 222V221H173ZM58 223L60 224L59 226H58ZM63 223V224H62ZM65 223V224H64ZM74 223V226L72 225ZM145 223V224H144ZM154 223V224H153ZM207 223H209V224H207ZM115 224V225H114ZM139 224V225H138ZM153 224V225H152ZM156 224H157V226L159 225V227H157L156 226ZM66 225V226H65ZM76 225V226H75ZM80 225H83V226H81L82 227V229H81V227H79ZM134 225H135V227H134ZM113 226H114V233H116V234H114V235H116L115 237H117V238H119V239H114V235L112 234L113 232ZM142 226H143V228H142ZM147 226V227H146ZM134 227V228H133ZM152 227H155V228H153L152 229ZM78 228H80L81 229V232L79 231L80 229H78ZM206 228H208V226L206 227ZM204 229V232H205V230H207L205 233H207V235L209 236H212L213 235V231H214V229H212V227H209L208 229ZM119 229H121L120 231H122V232H120L119 231ZM142 230V233H141V230ZM144 229H145V231H144ZM160 229H161V231H160ZM163 229V230H162ZM53 230H54V232H53ZM117 230V231H116ZM132 230V231H131ZM133 230H136V231H133ZM154 232H153V231ZM65 231H66V233H65ZM83 231V232H82ZM118 231H119V233H118ZM139 231V232H138ZM147 231V232H146ZM151 231V235H150V233L149 232ZM157 231H158V234H157ZM45 232V231H44ZM51 232V231H50ZM59 234H58V233ZM67 232H69V233H67ZM80 234H79V233ZM127 232H129V234H127ZM139 234H138V233ZM210 232V233H209ZM212 232V233H211ZM37 233H39L38 234V236L36 237V239H35V237L33 238L35 241H32V240H30L33 244H31V242L30 243H28L27 245H26V247L25 246H23V247H20L21 248V250H20V248H18L17 246H16V244L15 245H13L15 242H14V240L13 239H15V238H13V237H10V236H6V237H3L4 238V245L5 246H3V247H0V252L2 253V251H4V252H6L5 254H4V252L2 253V254H0V257H1V255H3L1 258H0V264H10V262H11V264L13 263V264H18L19 263V261L21 262L23 259H26V258H24L23 257V254L25 255V253H30V252H33V250L35 249V247H36V245H37V243H36V241H37V239H44V237H42V236H45L44 234L42 235V236H40V234H42L43 233V231H39V232H37ZM61 233V234H60ZM74 233V235H72ZM118 233V234H117ZM134 234V235H132V234ZM155 233H156V235H155ZM209 233V234H208ZM47 234H50V233H47ZM63 234V235H62ZM75 234H77V239L75 238ZM81 234H83V236L81 235ZM119 234H121V235H119ZM129 235L128 237H126L125 235ZM144 236H143V235ZM153 234V235H152ZM171 234V233H170ZM37 235V234H36ZM68 235V236H67ZM71 235V236H70ZM79 235V236H78ZM112 237H110V236ZM138 236L139 237V239H138V241H136V240H134V241H136V243H134L133 241H132V243H131V239H130V237L131 236H133V237H131V238H133L134 239V236ZM141 235L143 236V237H141ZM147 235V236H146ZM151 236V238H150V236ZM175 235V236H174ZM61 236H65V237H62L61 238ZM120 236V237H119ZM122 236V237H121ZM146 237V238H145ZM148 237H149V239H148ZM7 238H9V239H7ZM109 238H110V242H109ZM124 239L125 238V240H123V243L122 242H120V241H122L121 239ZM128 238H129V240H130V242H128L129 240H128ZM145 238V239H144ZM46 239V238H45ZM58 239H56V240H58ZM144 241H143V240ZM151 239V240H150ZM210 239H211V237H210ZM214 238L212 237V241L210 240V242H211V244H213L211 247L213 248V252H214V250H215V254H217L218 253V251H220V249L219 248H221V246L219 247V245H218V239H215L216 240V242L217 243H215L214 242V240H213ZM7 240V241H6ZM9 240V241H8ZM12 240H13V242H12ZM112 240L114 241V242H116V243H112ZM149 240L151 241V242H149ZM152 240H154L155 242H153ZM6 241V242H5ZM83 241V240H82ZM95 241H97V244L95 243ZM98 241L102 244V246H101V244L100 243H98ZM169 241V240H168ZM12 242V243H11ZM119 242V243H118ZM126 242V243H125ZM127 242H128V245H125V244H127ZM147 242V243H146ZM152 243V244H149V243ZM5 243H7V244H5ZM10 245H9V244ZM121 243V244H120ZM18 244V243H17ZM31 244V245H30ZM109 244V245H108ZM115 246H114V245ZM130 244V245H129ZM138 244V245H137ZM174 244V245H173ZM216 244V245H215ZM231 244H232V242H231ZM9 245V246H8ZM12 245H13V247H12ZM98 245H100L99 247H98ZM105 245V244H104ZM111 245H112V248H111ZM119 245V246H118ZM120 245H121V247H120ZM141 247H140V246ZM148 245V247H146ZM160 245V246H159ZM166 245H168L167 246V249H166ZM248 245V244H247ZM31 246V247H30ZM35 246V247H34ZM110 246V247H109ZM125 247V250H123L124 249V247ZM217 246V247H216ZM9 247H11V248H9ZM25 247V248H24ZM87 247V248H86ZM101 247V249H99ZM109 247V248H108ZM114 247V248H113ZM140 247V248H139ZM143 247V248H142ZM156 247V248H155ZM157 247H159V248H157ZM189 247V248H188ZM218 248L217 250H216V248ZM2 248H4V249H2ZM9 248V249H8ZM13 248V249H12ZM85 248V249H84ZM97 248H98V250H97ZM103 248H105V249H103ZM128 248H130L131 250H129ZM135 250H134V249ZM138 248L140 249V250H138ZM142 248V249H141ZM145 248H146V251H145ZM169 248V249H168ZM208 248H210V246H208L207 247V249ZM23 249H24V251H23ZM82 249H83V251H82ZM87 249V251H84V250H86ZM111 249H113L112 251H111ZM128 249V250H127ZM144 249V250H143ZM170 249H172V253H171V250ZM2 250V251H1ZM9 250H10V252H9ZM13 250V251H12ZM49 250H51V249H49ZM48 250V252H50ZM139 252H138V251ZM142 250H143V252H142ZM155 250V251H154ZM167 250V251H166ZM177 250V251H176ZM179 250H180V253H179ZM14 251H18V252H14ZM22 252L21 253V255H20V252ZM79 251V252H78ZM88 251H91V254L93 255L92 257H93V259H92V257L91 258H89V256L87 257L86 255H88L89 254V252ZM98 251H99V253H98ZM134 251H137V254H138V256H141V257H138L137 256V254L135 253V256H133L134 255ZM166 251V252H165ZM14 252V253H13ZM47 252V251H46ZM46 252H45V254H46ZM82 252V253H81ZM83 252H88L87 254L86 253H83ZM101 252H103V253H101ZM109 252H111V253H109ZM121 252V255L119 254ZM132 252V253H131ZM155 252H157V254L158 255H160L161 254V256H158ZM160 252V253H159ZM177 252L179 253L178 255H177ZM182 252V253H181ZM9 253V254H8ZM15 253H17V256H16V258L14 257L15 256ZM59 253V252H58ZM57 253V254H58ZM81 253V254H80ZM95 253H97V254H95ZM101 253V254H100ZM145 253V254H144ZM173 253H174V256H173ZM192 253V252H191ZM14 256H13V255ZM31 254V253H30ZM43 253L42 252H40V255L39 256H42L43 257V259L41 258V257H39V258H36L37 259V261L36 262H39V260H44V258L46 257L47 258V256L48 255H50V254H46V256L44 255H42ZM67 254V253H66ZM66 254H64L65 256H66ZM80 254V255H79ZM82 254H84L85 255V258H83V260H81L82 258L80 257V256H82ZM98 254L99 255H101V256H105V257H102L103 259H101V260H99V259H97V258H99V256H98ZM111 254V255H110ZM112 254H114V256H115V262H114V260L112 259V257L111 256H113ZM116 254H117V256L118 255H120V256H118V257H116ZM142 254H144L145 256H147V257H144V255L142 256ZM170 254V255H169ZM182 254V255H181ZM5 255V256H4ZM29 255V254H28ZM27 254L25 255V257H29ZM58 255H60V253L58 254ZM63 255V256H64ZM79 255V256H78ZM163 255H164V257H163ZM176 255V256H175ZM180 255V256H179ZM7 256H10V257H7ZM62 256V255H61ZM62 256V257H63ZM65 256H64V258H65ZM101 256H100V258H101ZM114 256H113V258H114ZM138 258H140L141 260H142V263H141V261H140V259H138ZM157 256V257H156ZM6 257V258H5ZM12 257H13V259H12ZM17 257H19V258H17ZM22 257V258H21ZM55 257V255L53 256V258ZM77 257H80V258H77ZM95 257V258H94ZM97 257V258H96ZM109 257H110V259H109ZM136 257V258H135ZM143 257L145 258V259H143ZM159 257L162 259V260H164L166 257H168V258H166L163 262H161V259L159 260ZM170 257V258H169ZM175 259H174V258ZM188 257V258H187ZM191 257H193V259H194V256L193 255H191ZM45 258V259H46ZM48 258H51V256H49ZM75 258H77V260H75ZM86 258H89L90 260L92 259V262L93 263H91V261H89V259H86ZM116 258H117V261H116ZM177 258H179V259H177ZM187 258V259H186ZM22 259V260H21ZM28 259H30V258H28ZM58 259V258H57ZM72 259V260H71ZM118 259H119V261H118ZM135 259V260H134ZM170 259V260H169ZM172 259V260H171ZM217 261H216V260ZM4 260H5V263H4ZM7 260V261H6ZM11 260V261H10ZM14 260H16V261H14ZM59 260H60V258H59ZM88 260V261H87ZM95 260H99V261H95ZM133 262H132V261ZM138 260V261H137ZM168 260V261H167ZM2 261H3V263H2ZM9 261V262H8ZM18 261V262H17ZM24 261V260H23ZM81 261V262H80ZM101 261V262H100ZM107 261V262H106ZM110 261V262H109ZM170 261V262H169ZM174 261H176V262H174ZM187 261H188V263H187ZM214 262V264H218V258H212L211 259V262ZM8 262V263H7ZM54 263L53 264H58V263H56V261H53ZM59 262V261H58ZM89 262V263H88ZM106 262V263H105ZM168 262V263H167ZM210 262V263H211ZM212 262V263H213ZM30 263V262H29ZM125 263V262H124ZM211 263V264H212ZM121 264H123V262L121 263ZM125 264H129V263H125ZM156 264H158V263H156ZM221 264V263H220ZM263 264H264V260H263Z\"/></svg>",
	"mask_w": 264,
	"mask_h": 264
}]
</instances>
